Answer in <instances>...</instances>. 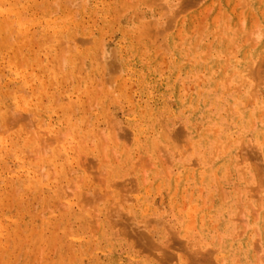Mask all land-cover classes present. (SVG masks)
<instances>
[{"label": "rangeland", "instance_id": "rangeland-1", "mask_svg": "<svg viewBox=\"0 0 264 264\" xmlns=\"http://www.w3.org/2000/svg\"><path fill=\"white\" fill-rule=\"evenodd\" d=\"M128 1L129 0H0V38H1L0 41L3 38L2 41L3 43L2 42L0 43V123L3 124L5 122L3 125H0V151H1L0 152V257H1L0 264H35V263L36 264H165V263L188 264L190 262H192V264H195L196 262L194 261H196V259L193 258L194 259L193 261L191 254L189 256L190 258L187 257L186 255L189 253L186 254L185 251L188 250L187 252L190 253L196 251L199 252L196 255L197 258L201 256L203 257L204 256L203 254H205L203 253V251L204 252H206L207 250L211 251L209 250L210 247L211 249L217 248V243H218V249L217 250L214 249L216 251L212 250L214 258L211 257V260L214 264L217 263L228 264L229 260L231 261V263L237 261V264H243V263L247 264L249 262H250L249 264H255L256 262L254 261L257 260L256 259L257 255H255L254 257L253 255L246 254L248 256V257L246 256V259L245 256H243L244 259L243 258L240 259L238 258L239 256L231 258V256L226 255L227 254V251L225 250L226 246L225 244L222 245V243L226 242V237H227L226 231H228L229 229L226 226L224 228V225L228 223L226 222L225 224L226 219L227 221L230 220L229 222H231L230 224H232V226L233 224L236 223L237 227L234 228L237 229L235 230L236 231L239 229L243 230L248 237H250L253 233L254 235L256 233L258 235L259 233V236H262L261 245L264 247V222H263L264 218H262V216H264V197H263L264 187H261L264 185L260 186L263 190L259 188L258 190H256L257 184H260L262 181H263L262 183L264 184V174H263L264 173V167H263L264 138H262L264 136V113H263L264 109L262 108V106L264 107V79H263L264 76L263 78L258 76L259 78H256V80H254L256 75L254 76V71H252V69L250 68L251 66H249V65L255 66L256 69L257 65H259L260 63L259 61H261L262 60L261 58H263L264 56L262 55V53L264 54V49H263L264 34H261V36L263 35V37H260L261 39H259V36L258 38L256 37L259 34H256V36H250L251 30H254L253 32L254 34L259 32L263 33L264 31V0H257V1H261V4L259 5L258 8L254 7L252 0H245V2L242 3L240 0H202V1L198 0L199 2H197L195 6L193 5L194 7L182 11L185 13H181V12L175 13L176 9L177 10L179 9L177 7L180 5L179 3L180 0L179 1L178 0H165V1L148 0V2L147 0L145 1L130 0L129 2ZM146 2L151 7V11L149 9L150 7L146 4ZM65 3L68 5H66ZM70 3L72 5H70ZM162 3L163 6H165L164 8L162 7ZM245 3L247 5L242 7V5ZM173 4L175 6L177 5V7H175ZM128 5H130V8ZM43 8H45V10ZM139 10L142 11L141 17H139L140 16V14L138 13ZM174 13L176 14V16ZM177 13L179 14L177 15ZM160 14L163 17H161ZM171 14L176 18V19L174 18L176 22L175 23L176 26L174 27L170 26V28H167L164 32L157 33L153 35V37L151 38L141 37L139 35V32L137 33L138 30L136 31V27H141L142 23L146 22L147 20L149 21L151 19L150 23L156 22L155 25H158L157 23L159 22V25H161L162 22L164 23L166 20H168L169 16L173 17ZM117 15L118 17L116 18ZM135 15L140 19L137 18ZM201 15L204 16L203 19ZM154 17L155 19H153ZM142 18H144V20ZM227 25L229 26L227 27ZM234 25L237 26H235L234 28L233 27ZM242 26H243L242 28L243 30L241 29ZM236 28L238 29L236 30ZM246 31L250 32L248 36L246 34ZM235 32L238 33L240 32V33L237 34ZM170 34H173L174 38H176L175 41L177 42L178 45L175 44V46L177 47L179 46V48L175 47V49L177 48L176 50L171 49L172 52L169 50L172 47L171 43L169 45ZM249 36L251 37V39H253L252 37H254V39L253 40L248 39ZM10 37L11 39H9ZM199 37L200 40L198 39ZM78 38L81 39L79 40ZM257 39L259 40L258 42L255 43ZM158 40L159 42H157ZM162 40L163 42L161 43ZM249 40L250 42L253 41L254 43L253 42L250 43ZM194 43L195 45H197L198 43L197 45L198 47L194 46ZM233 43L234 45H232L231 47L230 44ZM143 44L145 45V48L141 46ZM146 44H149L150 47L148 45L147 47ZM200 47L201 49L202 48L203 49L201 50ZM247 47H249L250 50ZM206 48H208L209 50H207ZM261 48L263 50H261ZM148 49L151 55L147 54ZM162 49L164 51V55ZM165 49H167V51ZM134 50L137 52V54H135L136 52L134 53ZM155 50L158 51L156 52ZM206 50L208 51V53L209 51L210 53L212 51V53L211 54L207 53L208 55H204L203 52ZM257 50H260L259 51L260 55H257L258 53ZM113 52H115L116 55ZM196 52L197 53L200 52L201 54L199 53L197 55ZM253 52L254 54H256V56L259 57H255V59L251 58V54H253ZM63 53H66V55H64ZM170 53L171 55L173 54L174 56L173 55L171 56ZM202 53L204 57L202 56ZM177 54L180 55V57L183 59V62L186 63L181 64L179 62V64H177V60H176ZM194 54H196V56ZM219 54H221V57L219 56ZM247 54H249L250 57ZM110 55H112V57ZM211 55L212 58L217 57L216 59L218 65H216L217 67L215 66L216 71L213 70L215 74L213 71H211L213 72L211 74L204 67V64L209 63V61L212 59ZM229 55L231 56L229 57ZM114 56L115 58H113ZM198 56L199 57L202 56L205 59H207V57L210 56L211 59L208 57V59L204 61L203 58L200 59L198 58ZM226 56L227 59L228 58L230 59L227 60ZM94 57L96 58V60ZM219 57L221 58V60ZM235 57L236 59L238 58L239 62L237 60L236 61L234 60ZM241 57L244 58L247 57V58L244 59ZM120 58L121 60H119ZM248 58L249 60H247ZM225 59L227 60V62H229L228 64L230 65L228 66L225 65V72L224 71L222 72L221 69L223 68L224 62H226ZM70 60L73 62V64L71 63ZM101 60L104 63V67ZM169 60L172 62L173 61L176 62L172 63ZM219 60L220 61L224 60V62L222 63ZM113 61L114 62L118 61V62L117 64H115L113 63ZM168 63L170 64L171 67L169 66ZM171 64L173 65L175 64L174 68L177 64L176 66L177 69L176 68L174 69L173 65ZM246 64L248 66H246ZM219 65L221 66L220 68L218 67ZM82 66L85 67L84 68L85 72L83 69H82L83 71L80 69V67L83 68ZM185 67L188 68L192 67V68L187 69ZM195 67L197 68L195 69ZM215 67L213 69H215ZM242 68L244 70L243 71L244 74L242 71L239 70ZM233 69L234 71L239 70L238 72L240 73L237 72L235 73L234 71H233L234 73H232L231 70ZM113 70L115 71V73ZM228 72L231 74V77L229 76L227 77ZM251 72L253 74V77L251 75ZM246 73H247L246 75L247 79L249 78L251 79H249V82H246L247 84H245V82L243 84L242 81L241 87H239L241 80L239 79L238 75L240 74V76L242 75L244 76ZM208 74L209 75L211 74L212 83H214L213 86L214 88L217 89L216 92L221 95L220 89L221 91H223V94L221 95L222 97H220L223 100V103L231 102L230 104L225 103L226 106L228 107L225 110H230V107L228 105H232L233 103L232 100L235 103L233 104L234 107L238 104L236 106L237 111H239V109L240 111L242 110V112H240L241 114H239L240 116L237 115L239 112L236 114L233 113L236 107L232 111L231 110L226 111L228 113L227 117L232 114L233 117L232 115L230 117L233 120L236 119L237 123L242 124V125L240 124V126L237 123H236L237 125L235 124L233 125L235 129H232L230 135L232 138L234 137V139H230L231 138L230 135L228 137L223 138L222 132H218L215 130L214 132L212 131L213 133L210 132L209 131L211 130L210 128L215 129L214 127L215 125L211 124V122H208L210 121V117H208L207 115H205L202 120L207 121L208 124L207 127L209 125L211 126L213 125L212 127L211 126L208 127L209 129L208 132H206L205 129L207 128L206 125H204L206 124L205 121L203 124V127L205 128L202 127L204 131L202 130V128H200V126L197 125L198 118H195L194 116H197L200 112L203 114V111L206 109L205 107L208 108L209 106L211 110L208 111V113L209 112L211 113L208 115H212V113L214 114L216 112L214 105L210 102L207 96H204V87H205V82L207 81L206 78L208 77ZM216 75H220V77L219 76L216 77ZM237 76L240 82L235 80ZM214 77L215 79H213ZM218 77L220 80L218 79ZM69 78L71 79V82ZM111 79L112 82H110ZM217 79L219 80V82L217 81ZM225 79H227V83L229 82L231 84L227 85V83H225ZM260 80L262 81L263 85L261 84ZM101 81L103 82L106 81V82L103 83L102 85ZM252 82L257 87L254 86L255 88L251 90L253 86ZM162 84H167V85L164 88ZM232 85L234 86L238 85V88L236 89L237 86L234 87ZM105 86L110 90H107ZM88 88H90V90ZM234 88L238 92L234 91L235 90ZM96 89L97 90L100 89V90L97 91ZM26 91L29 93V94L27 93L28 95L25 93ZM94 92L96 93V95ZM235 92H237L236 95ZM7 93L12 95L15 94L16 96L14 97L15 100H13L12 96L8 95ZM247 95L253 96L254 98L252 99V97L249 96L247 97ZM17 96H21V98L18 97L20 100L27 99L26 100L27 105L24 106L23 108L22 105L17 106L14 103V101H20L17 98ZM25 96H27V98ZM89 97L92 100L91 101L92 104H90L91 102ZM113 97L116 98L113 99ZM229 98L232 100H230ZM242 98L243 99L251 98L253 100V103L254 101L257 103L253 104L252 102H250L251 99L250 100L247 99L248 102L250 103L246 104L245 102L247 100L245 99L246 101L244 100L245 102L242 101L240 104L239 102L243 100ZM259 99L261 100V102ZM115 100L120 103H116ZM194 100L197 102L196 105L198 104L197 109L201 110V111L197 110L198 113L197 112L195 113V111L191 110L190 107L192 105L196 108V105H194L195 104ZM207 103L210 105H208ZM71 104H73V106ZM242 104L244 105L246 104L247 106L245 105L243 107ZM251 104H253L254 106L253 105L251 106ZM258 106L261 107L262 110ZM145 108L146 109L149 108L150 110H152L151 113H154L155 115L154 125L151 126V128H148L150 133L148 132V134L145 135V133L143 132L139 137L140 138L139 141L133 142L132 138L130 137L131 134L129 135L128 133H126L128 132L129 129L127 119L131 118L132 116L138 120H141L140 121L141 125H143V128L145 129L146 126L148 127V125L143 124V123H147L148 120L147 119L144 120L142 118V115H144ZM209 108L207 110H209ZM248 110L251 111L248 112ZM15 114L16 116L17 115L18 116L15 117ZM247 114L248 115L250 114L249 115L250 117ZM182 116H184L185 118L188 117L187 118L188 122L189 120L190 122L192 121L194 122L193 118H195V122L191 123V125L193 126H190L194 133L193 136L188 137V134L186 135L188 137L187 139L190 138L189 140H191L190 142H192L194 135L197 136L198 133V137L195 138L201 139V141L198 140L200 144L194 138L193 141H197L198 143L193 142L192 144L189 142L191 145L188 144V146L186 147L187 144H185V141H187L186 143H188L189 140L185 139L186 135L184 136V134H182L183 136H181L180 138L179 137L177 138L176 135L175 138H172L174 136L171 133L172 132L174 133V131L178 130L180 127L181 128L179 129L178 132L180 131H182V133L185 132L184 121H183L184 117ZM234 116L237 118H235ZM8 119H10L9 120L10 122L8 121ZM109 122H111L113 127L111 126V124H109ZM120 123L122 128L120 127ZM180 123L181 125H183V129L182 126H180ZM195 124L196 127L198 126L197 127L198 129H195L196 128L194 127ZM249 125L250 127L253 126L254 128L250 129ZM216 127L219 128V126ZM170 128L172 129V131H170L171 130ZM217 128L216 130H218ZM2 129L3 130L7 129V130L2 131ZM47 129L50 130L48 131ZM198 130L200 133L196 132ZM252 130L256 132L254 131L252 132ZM201 132L203 134H201ZM102 134L104 136L103 138H102ZM262 134L263 136L261 137ZM201 135H203V137ZM7 137L9 138V140H7L8 139ZM82 137H83V141H82ZM164 137L165 139H163ZM169 137L174 139V141H176L177 144L174 143V141H172L171 139H168ZM40 138H42L43 140ZM222 138L223 141L220 144ZM228 138H229V142H228ZM252 138H254L255 140L257 139L259 144L257 143L256 144L258 145V147L254 146L256 144H255V140ZM102 139H104V141ZM122 139L126 141H123ZM40 140H42L43 143ZM115 140L117 141V143ZM232 140H234L235 143H233ZM1 142L4 143V146L2 145ZM82 142H84V144ZM180 142L182 143L180 144ZM223 142L225 143L224 145L226 144L229 145L227 151H226V147L222 144ZM154 143L156 144V146ZM207 143L208 144L210 143L208 147H207ZM247 143H249V145ZM43 145L45 147L42 148ZM158 145L162 147H158ZM192 145H195L196 148L195 146ZM219 145L220 148L221 146L225 147L224 152L226 151L225 153L227 155L225 153H224L225 155H223L222 154L223 150L220 151V149H219L220 153L217 152L218 148L216 147H219ZM191 147H193V149L195 150L190 149ZM240 147L241 149H239ZM248 147L254 150L253 151H251L250 149L245 150L248 149ZM74 148L77 149V151ZM157 148L159 150H157ZM187 148H189V150L191 151L187 150ZM256 148L257 150H255ZM258 148L260 149L261 153L258 151L259 150ZM104 149L105 151H103ZM242 149L245 154H243ZM22 150L24 151V153ZM176 150L177 153L180 152L178 150L186 151L185 154L187 155L189 153L188 155L190 156V159H192L191 157H193V160H195V161L192 160L191 162V160L189 159V161L187 162V166H185L186 169H184L185 167L183 166V169L186 172L190 173L193 170L190 176H188L189 174L188 173L186 174L185 172V175L188 176L186 180H184L185 175L182 176L181 174H179L182 173L181 172L182 168H180L179 166L177 167L178 165L177 162L179 161V159L177 161L178 157L174 155V153L172 154V151L175 152ZM247 151H249V153ZM109 152H113L116 154L113 155V153L110 154ZM31 153L32 155L30 156ZM169 154L172 155L170 156ZM201 155L204 156L203 157L204 160L202 159ZM253 155L256 156V158L257 156L260 157L262 156L261 161L260 158L256 159ZM173 156L176 157L173 158ZM171 157L174 159V160L172 159L173 161L170 159ZM211 157L212 158L215 157V158L212 159ZM205 158L207 159V162ZM197 159L198 161L199 160L205 161L206 164L205 162L200 161L199 163L203 162V164H205V165L201 164L202 165L201 166L200 164L197 163ZM237 159L241 161V163H238L239 165L237 164L235 165V161H237ZM208 160L210 162H208ZM151 161H153V163ZM96 162L97 164L95 166ZM132 163L138 166L136 167L134 164L132 165ZM174 163L176 165H174ZM192 163L194 166L195 165L196 166L193 167ZM40 164H42L41 166L43 167H41ZM142 164H143V168L141 169ZM189 165L191 167L190 171H189L190 168ZM166 166H168V169L170 171L168 169H165ZM88 167L89 169H91V167L93 168L92 170L89 169L86 170ZM94 167L96 170L94 169ZM132 168L133 170H131ZM209 168L210 170H212L210 173L207 172L209 171ZM67 170L69 171L71 170L70 171L71 173H69V171ZM93 170L97 172L94 173ZM200 170L202 171L200 172ZM37 171H39L41 175L43 174V176H38ZM91 171L93 172V174H97V175L96 176L93 175ZM87 172L88 173L91 172V173L88 174ZM101 173L103 176L101 175ZM167 173L168 176L165 175ZM205 173L208 174L209 176L208 179H205L207 178ZM248 173H250L251 176ZM67 174H69L70 176H68ZM176 174L177 175L179 174L182 177V180L179 177V175L177 176ZM261 174L262 176H260ZM128 175L130 178L128 177ZM228 175L230 181H235V183L237 182L239 184L237 186L241 185L239 187V189L241 190L237 189L238 188L237 186L236 187L232 186L235 185L234 182L229 183L230 181H228L229 180ZM226 176L227 179H224L226 178ZM247 176H250L251 179ZM34 177L36 179L38 177L39 178L42 177L40 181L38 180L40 184H37L38 181H35ZM177 177L180 180L177 181ZM236 177L239 178V180H241L242 177V180L244 181H248L249 178L250 180L248 182H245L246 184H244L247 187L245 188L244 185L242 186L244 181L239 182ZM78 179L81 180V182ZM199 179L201 180V182H199L200 181ZM142 181L145 183H142ZM115 182L117 184L114 185L113 183ZM122 182L124 184H122ZM110 183H112L113 186ZM100 184H103V186ZM68 185L70 186L68 187ZM120 185H122V187L123 186L126 187L122 188L120 187ZM231 186L232 188L234 187L237 189L234 190L236 193L232 191L233 189L231 188ZM62 187L64 188L62 189ZM249 187L252 189L249 190ZM219 188H222V190L220 191ZM110 189L111 191H109ZM127 190L129 191L128 193L124 192ZM225 190H226L225 195H221L222 193H224ZM107 191L112 194L108 193ZM70 192H72L71 195ZM103 192H106V194H104ZM65 193L67 195H65ZM84 193L85 195L83 196ZM119 193L122 195H120ZM226 194L228 195L229 199ZM258 194L260 195V197ZM123 195L124 197H122ZM238 195L240 197H238ZM81 196L83 199L81 198ZM95 196L96 198H98L99 201L97 199L96 200L94 199ZM142 197L145 200L147 199L146 201H149L147 203L150 205L149 206L147 205L148 207L146 206L147 209L149 208L148 210L146 209L142 210V208L144 207V204L140 201V198L142 199ZM111 198H113L112 201L114 200L113 201L114 203L111 201ZM125 198H128V200H126ZM122 199H124V201L121 203L120 200L122 201ZM116 201L120 203H117ZM239 201L242 203H240ZM243 202L246 203L248 202L249 203L248 205L250 206L251 204L253 206V209L255 208L256 210L258 206L260 205L261 206L258 208L259 211L258 210L254 211L253 209H251L252 207L249 209L248 205ZM141 203H142L141 206L138 205ZM254 203L255 206L253 205ZM83 205L85 206V208ZM240 205L241 207H239ZM115 206L116 208H118V210L115 208ZM107 207L109 209L112 208L111 209L112 211L109 210ZM47 208L50 209V211ZM232 208H234V211ZM197 209L203 211L202 214L199 213L200 211L197 212ZM93 210L94 212H92ZM240 210H242L241 213ZM243 210L246 211L248 210V212L250 213L252 210V212H256L257 214L258 212L259 213L262 212L263 215L258 214L260 215V219L257 214L255 217L254 215L255 213H252L253 214L252 215L247 212L244 213V215H242L244 212ZM110 211L111 213L117 212V213H112L113 215L115 214V216L116 215L117 216L112 217V214L109 213ZM120 211H122L123 214ZM118 213H120L119 215L121 216V218L118 215ZM191 213L192 214L195 213L194 216L196 215V217H198V218L195 217L197 220L193 218L194 216ZM234 213L237 214L235 219H234L235 215H233ZM127 214L130 215L126 216ZM228 214L230 216L233 215V218H230ZM240 214H241L240 216L241 218H245L246 221L243 219L245 222L248 223V220L252 219L251 220L252 225L253 223L256 222L257 225L254 224L256 226L251 228L247 225V223L246 224L244 223L248 227L245 225L243 227V221L241 222L240 221L241 218L239 217ZM172 215L174 217H172ZM124 216L127 219L128 217L131 216L128 221L130 222L132 221V222L130 223L126 221L127 220L126 218L123 220L122 218H124ZM105 217L108 218L106 219ZM109 217L110 218L112 217V219H114L112 220L114 221V223H110L111 219H109ZM237 217H239L240 219L238 220ZM134 218L136 219L135 222H134ZM149 218L151 221H149ZM118 219L123 220L124 222L125 221L128 222L130 224L128 225L131 227V229L128 225L127 226L123 225L122 221L119 222ZM192 219L196 221L193 220L194 222L192 223V225H190L189 221H192ZM231 219L232 220L234 219L236 222L232 221ZM159 220H161V222L163 223L165 221L168 223L166 224L165 222L164 225L162 223V225L159 226L160 224ZM237 220L240 222H237ZM260 220H262V222H260ZM258 221L262 225L258 223ZM115 222H117L116 224L118 225H115ZM136 223L137 224L139 223L138 224L139 226H137ZM240 223L242 224V226L240 225ZM188 224L190 225V227ZM238 224L240 225L239 229H238ZM186 225L188 226L186 227ZM195 225L196 227L194 228ZM141 226H143L144 228ZM164 226L165 228L168 227L170 229V232L171 230L173 232L176 231V234L172 232L173 235H176L175 238L176 237L178 239L180 238L181 241L183 238V244L184 242L185 244L188 243V245H182V246H188L186 247L187 250L182 247L183 251H180V248L178 251H175L176 253L179 252L178 253L179 257L177 259L173 258L175 256L171 257L172 259H174L172 261H170L171 258L169 260L165 258L167 254V252H165L167 250L165 247H168L166 245L168 244V242H169L168 245H170V243L173 242L172 245L174 244L173 246H176L174 243L175 240L174 238H172L173 235L171 233L170 234L172 236L169 235L168 228L165 229ZM94 227H96L97 229ZM184 227L186 228L189 227L190 230L191 228L193 230L191 231L189 229L185 230ZM177 228H179V230ZM204 228H206L205 229L207 231L206 233ZM143 229L144 231L146 230L145 232H149V233L152 232L151 233L152 236L151 235L150 236L152 237L151 239L152 240L154 239V242L157 243L155 244L156 245L155 247L158 246L157 249L155 248V250L153 249L147 250V248H145V246L135 238L136 231ZM254 229L256 232L254 231ZM122 230L123 233L126 232L125 235L122 234L123 236L121 235ZM230 230H232V228ZM103 233L104 236H106L105 239L103 237L100 238V235L102 234L101 236H103ZM187 233L188 235L191 234L190 238L188 237V235L187 237L186 235H183L184 237L180 235ZM201 233L202 235L204 233V236H202ZM203 237H205V239ZM254 237H256V235ZM218 238H220V240ZM115 240L116 242L113 243L112 241ZM194 241L196 242L195 244ZM164 242L167 243L165 244ZM204 242L206 245L204 244ZM159 247L162 248V250ZM172 247H169L170 248L169 250L173 248L174 250L177 249L175 247L173 248ZM201 247L203 249H200ZM206 247H209V249ZM220 247H224L223 250ZM79 248L82 251H79L80 250ZM174 250H172L173 255H174ZM63 252H65L66 254L63 255L62 254ZM76 252L77 253L81 252V253H78L77 255ZM212 252H209L210 255H212L211 254ZM214 253L215 254L217 253L218 255L217 254L215 255ZM219 255L220 257L222 256L223 258L220 259ZM252 257H254L253 259L256 260H252ZM215 258L218 259L216 260ZM189 259L192 260L190 261ZM199 259L200 258L197 259V262L201 260ZM213 260H216L218 262L216 263ZM219 260L220 261L222 260V262H220ZM246 260L247 262L245 263ZM231 263L229 262V264ZM233 264H235V262ZM257 264H260V261Z\"/></svg>", "mask_w": 264, "mask_h": 264}, {"label": "bare ground", "instance_id": "bare-ground-1", "mask_svg": "<svg viewBox=\"0 0 264 264\" xmlns=\"http://www.w3.org/2000/svg\"><path fill=\"white\" fill-rule=\"evenodd\" d=\"M129 1H130V0H129ZM129 1H128V2H129ZM139 1H140V0H139ZM143 1H145V0H143ZM151 1H152V0H151ZM159 1H160V0H159ZM164 1H165V0H164ZM178 1H179V0H178ZM200 1H202V0H200ZM240 1H241V3H242V2H245V0H240ZM49 2H50V1H49ZM134 2H135V1H134ZM147 2H148V0H147ZM147 2H146V4H147ZM157 2H158V1H157ZM157 2H156V3H157ZM197 2H199V1H198V0H180V2H179L180 5H179L178 7H177V5L175 6V5L173 4L175 7L179 8V9H178L179 11L176 9L175 13H176V12H179V13H180V12H181V13H185V12H182V11H185V10H188V8L194 7L195 4H196ZM250 2H251V1H250ZM252 2H253V5H254L255 8H258L259 5L261 4V1H257V0H252ZM63 3H64V1H63ZM74 3H75V2H74ZM77 3H78V2H77ZM130 3H131V2H130ZM172 3H173V2H172ZM179 3H177V4H179ZM229 3H230V2H229ZM65 4H66V3H65ZM78 4H79V3H78ZM134 4H135V3H134ZM146 4H145V5H146ZM149 4H150V3H149ZM152 4H153V3H152ZM236 4H237V2H236ZM34 5H35V4H34ZM37 5H38V4H37ZM49 5H50V4H49ZM53 5H54V4H53ZM66 5H68V4H66ZM70 5H72V4L70 3ZM75 5H76V4H75ZM121 5H122V4H121ZM143 5H144V3H143ZM147 5H148V4H147ZM150 5H151V4H150ZM155 5H156V4H155ZM169 5H170V4H169ZM193 5H194V6H193ZM245 5H247V4H246V3L243 4L242 7L245 6ZM251 5H252V4H251ZM51 6H52V5H51ZM64 6H65V5H64ZM128 6H129V8H130V5H128ZM148 6H149V5H148ZM158 6H159V5H158ZM68 7H70V6H68ZM78 7H79V5H78ZM135 7H137V6H135ZM149 7H150V6H149ZM162 7H163V8L165 7V6H163V3H162ZM167 7H168V6H167ZM106 8H107V7H106ZM133 8H134V7H133ZM147 8H148V7H147ZM171 8H172V7H171ZM261 8H263V7H261ZM43 9L45 10V8H43ZM56 9H57V8H56ZM68 9H69V8H68ZM120 9H121V8H120ZM149 9H150V11H151V7H150ZM169 9H170V8H169ZM169 9H168V10H169ZM173 9H174V8H173ZM38 10H39V9H38ZM66 10H67V9H66ZM121 10H122V9H121ZM125 10H126V9H125ZM125 10H123V11H125ZM141 10H142V9H141ZM161 10H162V9H161ZM166 10H167V9H166ZM249 10H250V7H249ZM261 10H262V9H261ZM139 11H140V10H139ZM139 11H138V13L140 14L139 17H141V16H142V13H141V12H142L143 10L140 11V12H139ZM203 11H204V10H203ZM208 11H209V10H208ZM241 11H242V10H241ZM56 12H57V11H56ZM116 12H117V11H116ZM173 12H174V11H173ZM252 12H253V11H252ZM261 12H262V11H261ZM52 13H53V12H52ZM175 13H174V14H175ZM179 13H177V15H178ZM67 14H68V13H67ZM118 14H119V12H118ZM121 14H122V13H121ZM151 14H152V13H151ZM169 14H170V13H169ZM241 14H242V13H241ZM164 15H165V14H164ZM171 15H172V14H171ZM21 16H22V15H21ZM110 16H111V15H110ZM121 16H122V15H121ZM135 16H136V15H135ZM160 16L163 17L161 14H160ZM172 16H173V15H172ZM175 16H176V14H175ZM201 16H202V15H201ZM117 17H118V15L116 16V18H117ZM136 17H137V16H136ZM139 17H137V18H139ZM194 17H195V16H194ZM203 17H204V16H202V19H203ZM112 18H113V17H112ZM150 18H151V17H150ZM157 18H158V17H157ZM165 18H166V17H165ZM174 18H175L174 16H173V17H170V16H169L168 20H166V19H167V18H166V19H165L166 21H165L164 23L162 22L163 24L161 23V25H159V22L157 21V22H158L157 24H158L159 26H158V25H155L156 22H154V23H150V22H151V21H150L151 19H150L149 21L146 19L147 21L144 22V23H142L141 21L144 20V18H142L143 20L140 21V22L142 23V25L139 24V25H141V27H136V31L138 30L137 33L139 32V35H140L141 37H145V38H149V37H150V38H151V37H153V35H155V34H157V33L164 32L167 28H170V26H172V27L176 26V25H175L176 22H175ZM139 19H140V18H139ZM139 19H138V20H139ZM153 19H155V17H154ZM175 19H176V18H175ZM242 19H243V17H242ZM111 20H113V19H111ZM115 21H116V20H115ZM140 22H139V23H140ZM25 23H26V22H25ZM201 24H202V23H201ZM197 25H198V24H197ZM137 26H138V25H137ZM222 26H223V25H222ZM228 26H229V25H227V27H228ZM235 26H237V25H234L233 27L235 28ZM10 27H11V26H10ZM131 27H132V26H131ZM131 27H130V28H131ZM134 27H135V26H134ZM172 27H171V28H172ZM197 27H198V26H197ZM258 27H259V26H258ZM202 28H203V27H202ZM234 28H233V29H234ZM242 28H243V26L241 27V29H242ZM256 28H257V27H256ZM256 28H255V29H256ZM259 28H260V27H259ZM68 29H69V28H68ZM181 29H182V28H181ZM221 29H222V28H221ZM237 29H238V28H236V30H237ZM133 30H134V29H133ZM168 30H169V29H168ZM177 30H179V29H177ZM177 30H176V31H177ZM201 30H202V29H201ZM242 30H243V29H242ZM256 30H257V29H256ZM12 31H13V30H12ZM12 31H11V32H12ZM192 31H193V30H192ZM259 31H261V30H259ZM167 32H168V31H167ZM250 32H251V34H252V35L250 34V36H256V34H259V35L256 36L257 38H258V36H259V39H261L260 37H263V35L261 36V34H264V31H263V33H262V32H261V33L259 32V33H255V34L253 33L254 30H251ZM250 32H249V31H248V32L246 31L247 36L249 35ZM255 32H256V31H255ZM178 33H180V32H178ZM235 33L239 34L240 32H239V33H238V32H235ZM176 34H177V33H176ZM184 34H185V33H184ZM221 34H222V33H221ZM10 35H11V33H10ZM165 35H166V34H165ZM243 35H244V34H243ZM156 36H157V35H156ZM158 36H160V35H158ZM169 36H170V37H169V40H170L169 45H170V43H171V46H172V47H171L170 49H169V48H168V49L171 51V49H175V47H177V46H175V44H176V45H178V44H177V42L175 41L176 38H174V35H173V34H170ZM199 36H200V35H199ZM250 36H249L248 39L253 40L254 37H252L253 39H251ZM3 37H4V36H3ZM49 37H50V36H49ZM72 37H73V36H72ZM200 37H201V36H200ZM200 37L198 38L199 40H200ZM256 37H255V40H256ZM161 38H162V37H161ZM161 38H160V39H161ZM245 38H247V37H245ZM0 39H1V38H0ZM7 39H8V38H7ZM9 39H11V37H10ZM74 39H75V37H74ZM74 39H72V40H74ZM78 39H79V38H78ZM80 39H81V38H80ZM80 39H79V40H80ZM141 39H142V38H141ZM154 39H156V38H154ZM259 39H257V41H255V43L258 42ZM51 40H52V39H51ZM67 40H68V39H67ZM69 40H70V39H69ZM142 40H143V39H142ZM199 40H198V41H199ZM244 40H245V39H244ZM250 40H249V42H250ZM2 41H3V38H2V40L0 41V43H1ZM7 41H8V40H7ZM7 41H5V42H7ZM26 41H27V40H26ZM81 41H82V40H81ZM151 41H152V40H151ZM165 41H166V39H165ZM174 41H175V42H174ZM246 41H247V39H246ZM8 42H9V41H8ZM34 42H35V40H34ZM61 42H62V40H61ZM66 42H67V41H66ZM75 42H76V41H75ZM77 42H78V41H77ZM82 42H83V41H82ZM99 42H100V41H99ZM102 42H103V41H102ZM135 42H136V41H135ZM157 42H159V40H158ZM157 42H156V43H157ZM162 42H163V40L161 41V43H162ZM196 42H197V41H196ZM251 42H253V41H251ZM251 42H250V43H251ZM2 43H3V42H2ZM13 43H14V42H13ZM59 43H60V42H59ZM69 43H70V42H69ZM92 43H93V42H92ZM139 43H140V42H139ZM179 43H180V42H179ZM236 43H237V42H236ZM253 43H254V42H253ZM262 43H263V42H262ZM9 44H10V43H9ZM82 44H83V43H82ZM140 44H141V43H140ZM163 44H164V43H163ZM203 44H204V42H203ZM203 44H202V45H203ZM228 44H229V43H228ZM238 44H239V43H238ZM91 45H92V44H91ZM147 45L149 46V44H146V46H147ZM157 45H159V44H157ZM179 45H180V44H179ZM197 45H198V43H197ZM197 45H195V43H194V46H197ZM207 45H208V44H207ZM232 45H234V43H233V44H230L231 47H232ZM236 45H237V44H236ZM236 45H235V46H236ZM253 45H254V44H253ZM21 46H22V45H21ZM74 46H75V45H74ZM141 46H143V48H145V45H144V44L141 45ZM148 46H147V47H148ZM194 46H192V47H194ZM235 46H234V47H235ZM65 47H66V46H65ZM147 47H146V49H147ZM149 47H150V46H149ZM162 47H164V46H162ZM162 47H161V48H162ZM165 47H166V46H165ZM197 47H198V46H197ZM197 47H196V48H197ZM208 47H209V46H208ZM35 48H36V47H35ZM56 48H57V47H56ZM69 48H70V47H69ZM71 48H72V47H71ZM132 48H133V47H132ZM166 48H167V47H166ZM177 48H179V46H178ZM177 48H176V49H177ZM216 48H217V47H216ZM216 48H215V49H216ZM247 48L250 50L249 47H247ZM262 48H263V46H262ZM262 48H261V50L264 49V48H263V49H262ZM135 49H137V48H135ZM138 49H139V48H138ZM157 49H158V48H157ZM163 49H164V48H163ZM163 49H162V52H163V55H164V51H163ZM176 49H175V50H176ZM197 49H198V48H197ZM200 49H201V47H200ZM202 49H203V48H202ZM202 49H201V50H202ZM206 49L209 50L208 48H206ZM229 49H230V48H229ZM61 50H62V48H61ZM65 50H66V49H65ZM69 50H70V49H69ZM111 50H112V49H111ZM131 50H132V49H131ZM159 50H160V48H159ZM165 50L167 51V49H165ZM207 50L203 52L204 55H208V54L210 53V51H209V53H208ZM218 50H221V49H218ZM235 50H236V49H235ZM147 51L149 52V49H148ZM155 51H156V50H155ZM157 51H158V50H157ZM157 51H156V52H157ZM228 51H229V50H228ZM246 51H248V50H246ZM257 51H258L257 55H260V54H259V51H260V50H257ZM57 52H58V51H57ZM135 52H136V51L134 50V53H135ZM148 52H147V54L151 55L150 52H149V53H148ZM168 52H169V51H168ZM171 52H172V51H171ZM177 52H178V51H177ZM205 52H206V53H205ZM248 52H250V51H248ZM248 52H246V53H248ZM113 53L115 54V52H113ZM186 53H187V52H186ZM186 53H185V54H186ZM199 53H200V52H198V53L196 52L197 55H198ZM203 53H202V56H203ZM207 53H208V54H207ZM211 53H212V51H211ZM211 53H210V54H211ZM19 54H20V53H19ZM58 54H59V53H58ZM60 54H61V53H60ZM63 54L66 55V53H63ZM63 54H62V55H63ZM119 54H120V53H119ZM135 54H137V52H136ZM138 54H139V53H138ZM153 54H154V53H153ZM183 54H184V53H183ZM183 54H182V55H183ZM196 54H194V55L196 56ZM200 54H201V53H200ZM214 54H215V53H214ZM225 54H226V53H225ZM227 54H228V53H227ZM62 55H61V56H62ZM106 55H107V53H106ZM115 55H116V54H115ZM170 55H171V53H170ZM172 55H173V54H172ZM172 55H171V56H172ZM212 55H213V54H212ZM212 55H211V58H212ZM217 55H218V54H217ZM217 55H216V56H217ZM234 55H235V54H234ZM247 55H249V54H247ZM262 55H264V54L262 53ZM262 55H261V56H262ZM110 56L112 57V55H110ZM128 56H129V55H128ZM171 56H170V57H171ZM173 56H174V55H173ZM202 56H200V57L198 56V58L202 59V58L204 57V56H203V57H202ZM213 56H214V55H213ZM219 56L221 57V54H219ZM227 56H228V55H227ZM227 56H226V59H227ZM230 56H231V55H229V57H230ZM235 56H236V55H235ZM261 56H260V57H261ZM95 57H97V56H95ZM95 57H94V58H95ZM118 57H119V56H118ZM121 57H122V55H121ZM161 57H162V56H161ZM165 57H166V56H165ZM206 57H207V56H206ZM208 57L210 58V56H208ZM208 57H207V59H208ZM220 57H219V58H220ZM232 57H233V55H232ZM232 57H231V58H232ZM249 57H250V55H249ZM255 57H259V56H256V54H254V52H253V54H251V58L255 59ZM60 58H61V57H60ZM101 58H102V57H101ZM113 58H115V56H114ZM116 58H117V57H116ZM158 58H159V57H158ZM211 58H210V59H211ZM216 58H217V57H216ZM216 58L214 57V58H212V59L209 61V63L204 64V67H205V68H206L211 74H212L214 71H216V67H217L216 65H218V63H217V59H216ZM241 58H244V57H241ZM246 58H247V57H246ZM246 58H244V59H246ZM19 59H20V58H19ZM98 59H100V58H98ZM159 59H160V58H159ZM169 59H170V58H169ZM173 59H174V58H173ZM207 59L203 58L204 61L207 60ZM226 59H225V61L227 62V60H229L230 58H228L227 60H226ZM259 59H260V58H259ZM261 59H262V60L259 61L260 63H259V65H257L256 69H255V66L249 65V66H251L250 68L252 69V71H254V76L256 75L255 78H254V80H256V78H259V77H262V78H263V76H264V56H263V58H261ZM60 60H61V59H60ZM64 60H65V59H64ZM71 60H72V59H71ZM71 60H70V61H71ZM95 60H96V58H95ZM105 60H106V59H105ZM115 60H116V59H115ZM119 60H121V58H120ZM161 60H162V58H161ZM176 60H177V64H179V62H180L181 64L186 63V62H183V59H182V58L180 57V55H178V54H177V58H176ZM220 60H221V58H220ZM220 60H219V61H220ZM234 60H235V61H236V60L238 61V58L236 59V57H235ZM234 60H233V61H234ZM242 60H243V59H242ZM242 60H241V61H242ZM247 60H249V58H248ZM250 60H252V59H250ZM257 60H258V58H257ZM49 61H50V60H49ZM122 61H123V60H122ZM169 61H170V60H169ZM201 61H202V60H201ZM20 62H21V61H20ZM101 62H102V60H101ZM104 62H105V61H104ZM117 62H118V61H117ZM117 62H114V61H113V63H115V64H117ZM160 62H162V61H160ZM170 62H172V61H170ZM173 62L175 63L176 61H173ZM173 62H172V63H173ZM202 62H203V61H202ZM207 62H208V61H207ZM220 62L223 63L224 60H223V61H220ZM226 62H224V65H223L224 70H223V68L221 69L222 72H223V71L225 72V65H226V66L230 65V64H228L229 62H227V64H226ZM238 62H239V61H238ZM3 63H4V62H3ZM62 63H64V62H62ZM71 63L73 64L72 61H71ZM71 63H70V65H71ZM78 63H79V61H78ZM82 63H83V61H82ZM82 63H81V65H82ZM102 63H103V62H102ZM203 63H204V62H203ZM232 63H233V62H232ZM115 64H114V65H115ZM160 64H162V63H160ZM164 64H165V63H164ZM168 64H169V63H168ZM177 64H176V66H177ZM181 64H180V66H181ZM220 64H221V63H220ZM235 64H236V63H235ZM235 64H234V66H235ZM238 64H239V63H238ZM118 65H119V64H118ZM118 65H116V66H118ZM165 65H166V64H165ZM171 65H173V64H171ZM174 65H175V64H174ZM174 65H173V68H174ZM188 65H189V64H188ZM254 65H255V64H254ZM41 66H42V65H41ZM59 66H60V65H59ZM65 66H66V65H65ZM83 66H84V65H83ZM83 66H82V67H83ZM169 66H170V64H169ZM176 66H175V68H176ZM178 66H179V65H178ZM190 66H191V65H190ZM215 66H216V67H215ZM246 66H248V65L246 64ZM63 67H64V66H63ZM77 67H78V66H77ZM77 67H76V68H77ZM103 67H104V63H103ZM170 67H171V66H170ZM193 67H194V66H193ZM214 67H215V69H213ZM218 67L220 68L221 66L219 65ZM253 67H254L255 70L253 69ZM84 68H85V67H83V68L80 67L81 70H82V69L84 70ZM112 68H113V67H112ZM173 68H172V70H173ZM175 68H174V69H175ZM185 68L190 69V68H192V67H190V68L185 67ZM196 68H197V67H195V69H196ZM202 68H203V66H202ZM114 69H116V68H114ZM158 69H159V68H158ZM176 69H177V68H176ZM206 69H205V71H206ZM83 70H82V71H83ZM192 70H193V69H192ZM198 70H199V69H198ZM198 70H197V71H198ZM201 70H202V69H201ZM201 70H200V71H201ZM213 70H214V71H213ZM236 70H237V69H236ZM239 70L242 71V72L244 71L243 68H242V69H239ZM239 70H238V71H239ZM5 71H6V70H5ZM78 71H79V70H78ZM78 71H77V72H78ZM113 71H114V70H113ZM113 71H112V72H113ZM119 71H120V70H119ZM139 71H140V70H139ZM190 71H191V70H190ZM195 71H196V70H195ZM211 71H213V72H211ZM219 71H220V70H219ZM233 71H234V69L231 70L232 73H234V72H235V73H236V72H237V73H240V72H238V71H234V72H233ZM250 71H251V70H250ZM75 72H76V71H75ZM84 72H85V70H84ZM84 72H83V73H84ZM185 72H186V71H185ZM209 72H208V73H209ZM229 72H230V70H229ZM229 72H228L227 77H228V76L231 77V74H230ZM114 73H115V71H114ZM117 73H118V72H117ZM140 73H141V72H140ZM204 73H205V72H204ZM248 73H249V71H248ZM2 74H3V73H2ZM69 74H70V73H69ZM110 74H112V73H110ZM177 74H178V73H177ZM211 74H210V75L208 74V77L206 78L207 81L205 82L204 96H207V97H208V99L210 100V102L214 105V108L216 109V112H215L214 114L212 113V115H208V114H211L210 112L208 113V111H211V110H210L209 106H208L209 110H207L208 108L205 107V106L203 105V106L206 108L204 111L202 110V111H203V114L200 112V113L197 115L198 117H197V116H194V117H195V118H198V119H197L198 121L196 120V121L198 122V124H197V123H196V124H197L198 126H200V128L203 127V124H204V121H205V120H204V121L202 120L203 117H204L205 115H207L208 117H210V121H208V122H211V124H214V125H215V126H214L215 129L210 128L211 130H209L208 127H210L211 125H209V126L207 127V125H208V124H207V121H205L206 124H204V125H206L207 128H205V127H203V128L206 129V132H208V130H209L210 132H212V131L214 132V130H215V131H218V132H222V134H223V138H225V137H228V136L230 135V132L232 131V129H235V128L233 127V125H234V124H235V125L239 124V123L236 122V121H237L236 119L233 120V119L230 117L232 114L229 115V116L227 117V114H228V113H227L226 111H230V110L232 111V110H233L238 104L234 107V105H233V104H235L234 101H233L232 99L229 98V99L232 100V102H233V103H232L233 107H232V105H228V106L230 107V110H225V109L228 108V107L226 106L225 103H229V104H230L231 102H225V101H224L225 103H223V100L220 98V97H222L221 95L223 94V91H221V89H220L221 95H220L219 93L216 92L217 89L214 88V86H213L214 83H212ZM214 74H215V72H214ZM243 74H244V72H243ZM82 75H83V74H82ZM117 75H118V74H117ZM204 75H207V74H204ZM246 75H247V73H246L244 76H243V75L240 76V74L238 75V76H239V79L241 80V82H240V80L238 79V76H237V78L235 79V80H237L238 82H240L239 87H241V83H242V81H243V84H244V82H245V84H247L246 82H249V79H251V78H249V76H248L249 79H247V76H246ZM251 75H252V77H253L252 72H251ZM175 76H176V75H175ZM217 76L220 77V75H216V77H217ZM258 76H259V77H258ZM84 77H85V74H84ZM219 77H218V79H219ZM111 78H112V77H111ZM141 78H142V77H141ZM155 78H156V77H155ZM63 79H64V78H63ZM69 79H70V78H69ZM80 79H81V78H80ZM80 79H79V80H80ZM114 79H115V77H114ZM114 79H113V80H114ZM175 79H176V78H175ZM204 79H205V78H204ZM213 79H215V77H214ZM218 79H217V81L219 82L220 79H219V80H218ZM227 79H228V78H227ZM227 79H225V83H227ZM246 79H247L248 81H247ZM263 79H264V78H263ZM199 81H200V80H199ZM215 81H216V80H215ZM215 81H214V82H215ZM260 81H261V80H260ZM260 81H259V83H260ZM70 82H71V79H70ZM105 82H106V81H105ZM105 82L101 81V84L103 85V83H105ZM110 82H112V79H111ZM173 82H174V81H173ZM182 82H183V81H182ZM223 82H224V81H223ZM107 83H108V82H107ZM113 83H114V82H113ZM131 83H132V82H131ZM256 83H258V82H256ZM228 84H231V83L228 82L227 85H228ZM243 84H242V85H243ZM261 84H262V81H261ZM94 85H95V84H94ZM155 85H156V84H155ZM166 85H167V84H162V86H163L164 88L166 87ZM203 85H204V84H203ZM216 85H217V82H216ZM252 85H253V86H252L251 90H252L253 88L257 87V86H255V85L253 84V82H252ZM262 85H263V84H262ZM262 85H261V86H262ZM232 86H234V85H232ZM236 86H237V87H236ZM236 86H234V87H236V89H237V88H238V85H236ZM254 86H255V87H254ZM75 87H76V86H75ZM78 87H79V86H78ZM105 87H106V86H105ZM105 87H104V88H105ZM107 87H108V85H107ZM107 87H106V88H107ZM183 87H184V85H183ZM220 87H221V86H220ZM228 87H229V86H228ZM250 87H251V84H250ZM97 88H98V87H97ZM129 88H130V87H129ZM61 89H62V88H61ZM88 89L90 90V88H88ZM111 89H112V87H111ZM131 89H132V88H131ZM234 89H235V88H234ZM234 89H233V90H234ZM236 89H235L234 91H237ZM242 89H243V88H242ZM67 90H68V89H67ZM83 90H84V89H83ZM96 90H97V89H96ZM99 90H100V89H98L97 91H99ZM107 90H110V89L107 88ZM107 90H106V91H107ZM178 90H179V89H178ZM239 90H240V89H239ZM24 91H25V90H24ZM104 91H105V89H104ZM224 91H225V90H224ZM231 91H232V90H231ZM255 91H256V90H255ZM255 91H254V92H255ZM259 91H260V90H259ZM259 91H258V92H259ZM22 92H23V91H22ZM91 92H92V91H91ZM237 92H238V91H237ZM237 92H235V95H236ZM14 93H15V92H14ZM25 93L27 94L28 92L26 91ZM94 93H95V92H94ZM107 93H108V92H107ZM7 94H8V93H7ZM28 94H29V93H28ZM28 94H27V95H28ZM99 94H100V93H99ZM113 94H114V93H113ZM261 94H262V93H261ZM8 95L12 96V99L15 100V98H14V97H16L15 94H14V95H12V94H8ZM23 95H24V93H23ZM95 95H96V93H95ZM95 95H94V96H95ZM202 95H203V94H202ZM219 95H220V96H219ZM227 95H228V94H227ZM253 95H254V94H253ZM94 96H93V97H94ZM248 96H249V97H252V99L254 98L253 96L247 95V97H248ZM18 97L21 98V96H17V98H18ZM25 97L27 98V96H25ZM84 97H86V96H84ZM95 97H96V96H95ZM126 97H127V95H126ZM129 97H130V96H129ZM226 97H227V96H226ZM237 97H238V96H237ZM237 97H235V98H237ZM115 98H116V97H115ZM115 98L113 97V99H115ZM138 98H139V97H138ZM235 98H234V99H235ZM238 98H239V97H238ZM257 98H258V97H257ZM18 99H19V98H18ZM89 99H90V97H89ZM94 99H95V98H94ZM206 99H207V98H206ZM224 99H225V98H224ZM242 99H243V98H242ZM245 99H246V98H245ZM245 99L241 100L240 102L238 101V102L241 104L242 101L245 102L248 98H247L246 100H245ZM250 99H251V98H250ZM250 99H248V100H250ZM252 99L250 100V102L253 103V100H252ZM19 100H20V99H19ZM26 100H27V99H26ZM26 100H25V99H21L20 101H14V103H15L17 106H19V105L21 106V105H22V108H23L24 106L27 105V101H26ZM116 100H117V99H116ZM116 100H115V101H116ZM131 100H132V98H131ZM181 100H182V99H181ZM181 100H180V101H181ZM191 100H192V99H191ZM209 100H208V102H209ZM244 100H245V101H244ZM248 100L245 102L246 104H247V103H250V102H248ZM254 100H256V99H254ZM257 100H258V99H257ZM259 100H260V99H259ZM45 101H46V100H45ZM91 101H92V100L90 99V102H91ZM93 101H95V100H93ZM96 101H97V100H96ZM194 101H195V100H194ZM235 101H236V100H235ZM53 102H54V101H53ZM102 102H103V101H102ZM260 102H261V100H260ZM67 103H68V102H67ZM116 103H120V102H117V101H116ZM129 103H130V102H129ZM170 103H171V102H170ZM170 103H169V104H170ZM173 103H174V102H173ZM194 103H195V104H194ZM194 103H192V104L196 105L197 102L195 101ZM256 103H257V102L254 101L253 104H256ZM68 104H69V103H68ZM86 104H87V103H86ZM90 104H92V102H91ZM203 104H204V102H203ZM207 104H208V103H207ZM212 104H211V105H212ZM246 104H245V105H246ZM253 104H251V106H252ZM259 104H260V103H259ZM71 105L73 106V104H71ZM101 105H102V103H101ZM130 105H131V104H130ZM173 105H174V104H173ZM190 105H191V104H190ZM190 105H189V106H190ZM208 105H210V104H208ZM242 105H243V107L245 106L244 104H242ZM261 105H262V104H261ZM68 106H69V105H68ZM91 106H93V105H91ZM91 106H89V107H91ZM148 106H149V104H148ZM187 106H188V103H187ZM197 106H198V104L196 105V108H195L194 106H192V105L190 106V107H191V110H194L195 113H196V112L198 113V111H201V110H198V109H197ZM203 106H202V107H203ZM206 106H207V105H206ZM246 106H247V105H246ZM251 106H250V107H251ZM253 106H254V105H253ZM259 106H260V105H259ZM259 106H258V107H259ZM27 107H28V106H27ZM89 107H87V108H89ZM96 107H97V106H96ZM150 107H151V106H150ZM154 107H155V106H154ZM204 107H203V108H204ZM240 107H242V106H240ZM250 107H249V108H250ZM22 108H21V109H22ZM199 108H200V107H199ZM246 108H247V107H246ZM259 108L261 109V107H259ZM262 108L264 109L263 106H262ZM189 109H190V108H189ZM238 109H239V107H238ZM75 110H76V109H75ZM139 110H140V109H139ZM182 110H184V109H182ZM197 110H198V111H197ZM222 110H223V111H222ZM252 110H253V109H252ZM261 110H262V109H261ZM140 111H141V110H140ZM151 111H152V110H150L149 108H148V109H146V108L144 109V115H142V118H143L144 120H145V119L148 120L147 123H143V124L148 125V127L146 126L145 129L143 128V125H141V122H140L141 120H138V119H136L135 117H132V116H131V118H128V119H127V123H128V128H129V129H128V132H126V133H128L129 135L131 134L130 137L132 138L133 142L139 141V139H140L139 137H140V135H141L143 132L145 133V135L148 134V132H149L148 128H151V126L154 125L155 115H154V113H151ZM186 111H187V109H186ZM212 111H213V109H212ZM234 111H236V112H234ZM234 111H233L234 114H236V113L239 112L237 115L241 114L240 112H242V110L240 111V109H239V111H237V107L235 108ZM250 111H251V110H248V112H250ZM259 111H260V110H259ZM188 112H189V110H188ZM245 112H246V111H245ZM10 113H11V112H10ZM140 113H141V112H140ZM246 113H247V112H246ZM256 113H258V112H256ZM263 113H264V110H263ZM19 114H20V113H19ZM242 114H243V113H242ZM11 115H12V114H11ZM27 115H28V114H27ZM194 115H195V114H194ZM247 115H248V114H247ZM249 115H250V114H249ZM249 115H248V116H249ZM17 116H18V115H17ZM17 116H16V114H15V117H17ZM239 116H240V115H239ZM239 116H238V117H239ZM251 116H252V115H251ZM256 116H257V115H256ZM3 117H4V116H3ZM19 117H20V116H19ZM25 117H26V116H25ZM28 117H29V116H28ZM88 117H89V116H88ZM182 117H184V116H182ZM232 117H233V115H232ZM234 117H235V116H234ZM241 117H242V115H241ZM249 117H250V116H249ZM1 118H2V117H1ZM13 118H14V117H13ZM85 118H86V117H85ZM187 118H188V117H187ZM187 118L184 117V120H183V121H184V129H185V132H183V133H182V131L178 132L179 129L181 128L180 126H182V129H183V125H181V123H180V126H178V127H180V128H179L178 130H175L174 133H173V132L171 133V134H173V136H174V137H172V138H175V135L177 136V138H178V137L180 138L181 136H183L182 134H184V136H185L186 134H188V137L193 136L194 133H193V130H192V128H191L190 126H193V125H191V123H194V122H195V118H193V119H194V122H193V121L190 122V120H189V122H188V121H187V120H188ZM235 118H237V117H235ZM239 118H240V117H239ZM239 118H238V119H239ZM18 119H19V118H18ZM252 119H253V118H252ZM254 119H255V118H254ZM9 120H10V119H8V121H9ZM11 120H12V119H11ZM109 120H110V119H109ZM111 120H112V119H111ZM160 120H161V119H160ZM208 120H209V119H208ZM244 120H245V119H244ZM258 120H260V119H258ZM8 121H7V122H8ZM14 121H15V120H14ZM115 121H116V119H115ZM119 121H120V120H119ZM119 121H118V122H119ZM158 121H159V120H158ZM179 121H180V120H179ZM183 121H182V122H183ZM254 121H257V120H254ZM261 121H262V120H261ZM261 121H260V122H261ZM9 122H10V121H9ZM34 122H35V121H34ZM84 122H85V121H84ZM160 122H161V121H160ZM160 122H159V124H160ZM246 122H247V121H246ZM250 122H251V120H250ZM4 123H5V122H4ZM4 123H3V124H4ZM53 123H54V122H53ZM173 123H174V122H173ZM236 123H237V124H236ZM252 123H253V122H252ZM3 124L0 123V125H3ZM71 124H72V123H71ZM86 124H87V122H86ZM109 124H111V122H109ZM112 124H113V121H112ZM112 124H111V126L113 127ZM114 124H115V123H114ZM167 124H168V123H167ZM176 124H177V123H176ZM196 124H195L194 127H196ZM240 124H241V123H240ZM240 124H239V126H240ZM254 124H255V123H254ZM254 124H253V125H254ZM261 124H262V123H261ZM83 125H84V124H83ZM88 125H89V123H88ZM106 125H107V123H106ZM241 125H242V124H241ZM247 125H248V123H247ZM251 125H252V124H251ZM259 125H260V124H259ZM28 126H29V125H28ZM116 126H117V125H116ZM118 126H119V125H118ZM162 126H163V125H162ZM168 126H169V125H168ZM176 126H177V125H176ZM198 126H197V127H198ZM212 126H213V125H212ZM212 126H211V127H212ZM216 126H219L220 130H219V128H217ZM239 126H238V127H239ZM25 127H26V126H25ZM38 127H39V126H38ZM38 127H37V128H38ZM85 127H86V126H85ZM112 127H111V128H112ZM120 127H121V123H120ZM126 127H127V126H126ZM126 127H125V128H126ZM194 127H193V128H194ZM197 127H196L195 129H198ZM232 127H233V128H232ZM249 127H250V125H249ZM27 128H28V127H27ZM27 128H26V129H27ZM30 128H31V127H30ZM30 128H29V129H30ZM89 128H90V127H89ZM89 128H88V129H89ZM121 128H122V127H121ZM163 128H164V127H163ZM173 128H174V127H173ZM203 128H202V130L204 131ZM216 128H217L218 130H216ZM251 128L253 129L254 127L251 126L250 129H251ZM29 129H28V130H29ZM40 129H42V128H40ZM83 129H84V128H83ZM113 129H115V128H113ZM155 129H156V128H155ZM170 129H171V128H170ZM248 129H249V128H248ZM248 129H247V131H248ZM262 129H263V128H262ZM6 130H7V129H6ZM6 130H3V129H2V131H6ZM47 130L49 131L50 129H47ZM65 130H66V129H65ZM202 130H201V131H202ZM36 131H37V130H36ZM68 131H69V129H68ZM165 131H166V130H165ZM170 131H172V129H171ZM203 131H202V132H203ZM253 131H254V130H252V132H253ZM260 131H261V130H260ZM112 132H113V131H112ZM122 132H123V131H122ZM129 132H130V133H129ZM163 132H164V131H163ZM163 132H162V133H163ZM196 132H199V130L196 131ZM202 132H201V134H203ZM210 132H209V133H210ZM213 132H212V133H213ZM252 132H251V133H252ZM254 132H256V131H254ZM43 133H44V132H43ZM65 133H66V132H65ZM68 133H70V132H68ZM101 133H102V132H101ZM149 133H150V132H149ZM158 133H159V132H158ZM166 133H167V132H166ZM175 133H176V134H175ZM199 133H200V132H199ZM204 133H205V132H204ZM3 134H4V133H3ZM90 134H91V133H90ZM103 134H104V133H103ZM103 134H102V138L104 137ZM116 134H117V131H116ZM116 134H114V135H116ZM167 134H168V133H167ZM219 134H220V133H219ZM222 134H221V135H222ZM233 134H234V133H233ZM252 134H253V133H252ZM33 135H34V134H33ZM60 135H61V134H60ZM91 135H92V134H91ZM95 135H96V134H95ZM161 135H163V134H161ZM259 135H260V134H259ZM35 136H36V135H35ZM56 136H57V135H56ZM74 136H75V135H74ZM112 136H113V135H112ZM153 136H154V135H153ZM167 136H168V135H167ZM170 136H171V135H170ZM201 136L203 137V135H201ZM204 136H205V135H204ZM255 136H256V135H255ZM262 136H263V134L261 135V137H262ZM59 137H60V136H59ZM61 137H62V136H61ZM63 137H64V136H63ZM117 137H118V136H117ZM185 137H186V138H185L186 140H189V139H190V138L187 139V138H188L187 135H186ZM195 137H198V133H197V136L194 135V138H195ZM221 137H222V136H221ZM230 137H231V135H230ZM261 137H260V138H261ZM4 138H5V137H4ZM4 138H3V139H4ZM7 138H8V137H7ZM52 138H53V137H52ZM52 138H51V139H52ZM114 138H115V137H114ZM119 138H120V137H119ZM172 138L169 137L168 139H171L172 141H174V139H172ZM177 138H176V139H177ZM183 138H184V137H183ZM194 138L192 139V142H190L191 140H189L188 143H186L187 141H185V139H184L185 144H187L186 147L188 146V144L191 145L190 143L193 144V142H197L198 140L201 141V139H199V138H195V140H197V141H193ZM215 138H216V137H215ZM223 138H222V140L220 141V144H221V142L223 141ZM262 138H264V136H263ZM262 138H261V139H262ZM5 139H6V138H5ZM36 139H37V138H36ZM40 139H42V138H40ZM57 139H58V138H57ZM57 139H56V140H57ZM91 139H92V138H91ZM105 139H106V137H105ZM111 139H112V138H111ZM163 139H165V137H164ZM181 139H182V138H181ZM208 139H209V138H208ZM230 139H234V137H233V138L231 137ZM249 139H250V138H249ZM252 139H254V138H252ZM252 139H251V140H252ZM7 140H9V138H8ZM7 140H6V141H7ZM10 140H11V139H10ZM42 140H43V139H42ZM42 140H40V141H42ZM53 140H54V139H53ZM56 140H55V141H56ZM102 140L104 141V139H102ZM119 140H120V139H119ZM119 140H118V141H119ZM122 140H123V141H126V140H124V139H122ZM128 140H129V139H128ZM156 140H157V139H156ZM203 140H204V139H203ZM206 140H207V139H206ZM217 140H218V139H217ZM241 140H242V138H241ZM254 140H255V139H254ZM262 140H263V139H262ZM38 141H39V140H38ZM47 141H48V140H47ZM57 141H58V140H57ZM82 141H83V137H82ZM89 141H90V140H89ZM89 141H88V142H89ZM115 141H116V140H115ZM177 141H178V140H177ZM179 141H180V140H179ZM224 141H225V140H224ZM226 141H227V139H226ZM226 141H225V142H226ZM248 141H250V140H248ZM248 141H247V142H248ZM256 141H257V139L255 140V144H256V143L259 144L258 141H257V142H256ZM2 142H3V140H2ZM2 142H1V143H2ZM59 142H60V141H59ZM90 142H91V141H90ZM113 142H114V141H113ZM121 142H122V141H121ZM154 142H155V140H154ZM166 142H167V141H166ZM182 142H183V140H182ZM182 142H180V144H181ZM189 142H190V143H189ZM198 142H199V141H198ZM198 142H197V143H198ZM228 142H229V138H228ZM228 142H227V143H228ZM232 142L235 143L234 140H232ZM259 142H260V141H259ZM38 143H39V142H38ZM42 143H43V141H42ZM45 143H46V142H45ZM47 143H48V142H47ZM69 143H70V142H69ZM82 143L84 144V142H82ZM103 143H105V142H103ZM106 143H107V142H106ZM114 143H115V142H114ZM116 143H117V141H116ZM124 143H125V142H124ZM174 143H176V141H174ZM260 143H261V142H260ZM39 144H40V143H39ZM154 144H155V143H154ZM176 144H177V143H176ZM185 144H184V145H185ZM199 144H200V142H199ZM202 144H203V142H202ZM209 144H210V143H209ZM209 144L207 143V147L209 146ZM222 144L224 145L225 143L223 142ZM241 144H242V143H241ZM247 144L249 145V143H247ZM253 144H254V143H253ZM257 144L254 145V146H255V147H258ZM2 145L4 146V143H2ZM90 145H92V144H90ZM160 145H161V144H160ZM160 145H158V147H162V146H160ZM215 145H216V144H215ZM233 145H234V144H233ZM243 145H245V144H243ZM7 146H8V145H7ZM155 146H156V144H155ZM155 146H154V147H155ZM192 146H195V145H192ZM200 146H201V145H200ZM224 146L226 147V151H227V148H229V145L226 144V145H224ZM224 146H221V148H220V145H219V147H216V148H218V149H217V152H219V149H220V151L223 150V153H222V154L225 155V154H226V153H225L226 151L224 152V150H225V147H224ZM37 147H38V146H37ZM37 147H36V148H37ZM43 147H45V146L43 145L42 148H43ZM82 147H84V146H82ZM134 147H136V146H134ZM178 147H179V146H178ZM180 147H181V146H180ZM223 147H224V148H223ZM241 147H243V146H241ZM241 147H240L239 149H241ZM11 148H12V147H11ZM42 148H41V149H42ZM91 148H92V147H91ZM195 148H196V146H195ZM74 149H75V148H74ZM101 149H102V148H101ZM109 149H110V148H109ZM111 149H112V148H111ZM161 149H162V148H161ZM190 149L195 150V149H193V147H191ZM243 149H244V148H243ZM243 149H242V152H243ZM249 149H250V148L248 147V149H245V150H249ZM258 149H259V148H258ZM7 150H8V149H7ZM39 150H40V148H39ZM75 150L77 151V149H75ZM157 150H159V149L157 148ZM169 150H170V149H169ZM187 150H189V148H187ZM250 150L253 151L254 149H253V150L250 149ZM255 150H257V148H256ZM22 151H23V150H22ZM22 151H21V152H22ZM27 151H28V150H27ZM29 151H30V150H29ZM33 151H34V150H33ZM36 151H37V150H36ZM42 151H43V150H42ZM103 151H105V149H104ZM111 151H113V150H111ZM136 151H137V149H136ZM167 151H168V150H167ZM178 151H180V152L177 153V150L175 151L176 154H175L174 151H172V154L174 153V155H176V156L178 157V158H177V161H178V159H179V161L177 162V163H178L177 167L179 166L180 168L183 169V166H184V167L187 166V162L189 161L190 156L188 155L189 153L186 155V154H185L186 151H184V150H183L184 152H183L182 150H178ZM189 151H191V150H189ZM204 151H205V150H204ZM251 151H250V152H251ZM258 151L260 152V149H259ZM0 152H1V151H0ZM30 152H31V151H30ZM164 152H165V151H164ZM170 152H171V151H170ZM214 152H215V151H214ZM247 152L249 153V151H247ZM247 152H246V153H247ZM23 153H24V151H23ZM28 153H29V152H28ZM102 153H103V152H102ZM102 153H101V154H102ZM109 153L111 154V153H113V152H109ZM119 153H120V152H119ZM165 153H166V152H165ZM192 153H193V152H192ZM219 153H220V152H219ZM224 153H225V154H224ZM260 153H261V152H260ZM49 154H50V153H49ZM83 154H84V153H83ZM114 154H116V153H113V155H114ZM172 154H171V155H172ZM212 154H213V153H212ZM243 154H245V153L243 152ZM254 154H255V153H254ZM27 155H28V154H27ZM31 155H32V153L30 154V156H31ZM43 155H44V154H43ZM50 155H51V154H50ZM62 155H63V154H62ZM62 155H61V157H62ZM79 155H80V154H79ZM90 155H91V154H90ZM155 155H156V154H155ZM169 155H170V154H169ZM169 155H168V156H169ZM171 155H170V156H171ZM184 155H185V157H184ZM226 155H227V154H226ZM228 155H229V154H228ZM235 155H236V152H235ZM33 156H34V155H33ZM33 156H32V157H33ZM104 156H105V155H104ZM116 156H118V155H116ZM164 156H165V155H164ZM176 156H173V158H175ZM237 156H238V155H237ZM246 156H247V155H246ZM248 156H249V155H248ZM253 156H254V155H253ZM51 157H52V156H51ZM58 157H59V156H58ZM81 157H82V156H81ZM81 157H80V158H81ZM138 157H139V156H138ZM150 157H151V156H150ZM201 157H202V159L204 160V158H203L204 156L201 155ZM201 157H200V158H201ZM254 157L256 158V156H254ZM261 157H262V156H261ZM261 157H260V156H257V158H260V161H261ZM82 158H83V157H82ZM87 158H88V157H87ZM106 158H107V157H106ZM110 158H111V157H110ZM148 158H149V157H148ZM159 158H160V157H159ZM163 158H164V157H163ZM173 158L171 157L170 159L172 160ZM191 158H192V159H190V160H191V162H192L193 157H191ZM196 158H197V157H196ZM211 158H212V157H211ZM213 158H215V157H213ZM213 158H212V159H213ZM216 158H217V157H216ZM244 158H246V157H244ZM257 158H256V159H257ZM91 159H92V158H91ZM101 159H102V158H101ZM107 159H108V158H107ZM140 159H141V157H140ZM143 159H144V157H143ZM150 159H151V158H150ZM205 159H206V158H205ZM262 159H263V158H262ZM33 160H34V159H33ZM84 160H85V159H84ZM134 160H135V159H134ZM158 160H159V159H158ZM173 160H174V159H173ZM173 160H172V161H173ZM175 160H176V159H175ZM203 160H199V161H198V159H197V163L200 164V165H201V164H202V165H205L206 162H207V159H206V162L203 161ZM209 160H210V159H209ZM209 160H208V162L211 161V160H210V161H209ZM241 160H243V159H241ZM107 161H108V160H107ZM138 161H139V160H138ZM140 161H141V160H140ZM145 161H146V160H145ZM167 161H168V160H167ZM172 161H170V162H172ZM193 161H195V160H193ZM200 161L205 162V164H203V162L199 163ZM30 162H31V161H30ZM94 162H95V161H94ZM103 162H104V161H103ZM133 162H134V161H133ZM135 162H137V161H135ZM151 162L153 163V161H151ZM151 162H150V163H151ZM163 162H164V161H163ZM191 162H190V165H191ZM236 162H237V163H236ZM78 163H79V162H78ZM85 163H86V162H85ZM138 163H141V162H138ZM166 163H167V162H166ZM238 163H241V161H239V160L237 159V161H235V165H236V164L239 165ZM261 163H262V162H261ZM80 164H81V163H80ZM87 164H88V163H87ZM96 164H97V162L95 163V166H96ZM123 164H124V163H123ZM133 164H134V163H132V165H133ZM154 164H155V163H154ZM185 164H186V165H185ZM188 164H189V163H188ZM194 164H195V163H194ZM259 164H260V162H259ZM41 165H42V164H40V166H41ZM118 165H119V164H118ZM134 165H135L136 167L138 166V165H136V164H134ZM144 165H145V164H144ZM162 165H163V164H162ZM169 165H170V164H169ZM169 165H168V166H169ZM174 165H176V164L174 163ZM190 165H189V167H190ZM192 165H193V163H192ZM202 165H201V166H202ZM79 166H80V165H79ZM81 166H82V165H81ZM84 166H85V165H84ZM88 166H89V165H88ZM91 166H92V165H91ZM168 166H166L167 168L165 167V169H168ZM195 166H196V165H195ZM195 166L193 165V167H195ZM217 166H218V165H217ZM262 166H263V165H262ZM33 167H34V166H33ZM41 167H43V166H41ZM41 167H40V169H41ZM49 167H50V166H49ZM133 167H134V166H133ZM151 167H152V166H151ZM193 167H192V168H193ZM236 167H237V166H236ZM260 167H261V166H260ZM263 167H264V166H263ZM84 168H85V167H84ZM92 168H93V167H91V169H89V167H88L86 170H88V169H89V170H92ZM102 168H104V167H102ZM142 168H143V164H142L141 169H142ZM144 168H145V167H144ZM146 168H148V167H146ZM163 168H164V167H163ZM199 168H200V167H199ZM226 168H227V167H226ZM241 168H242V167H241ZM65 169H66V168H65ZM69 169H71V168H69ZM94 169H95V167H94ZM178 169H179V168H178ZM182 169H181V172H182V173H179V174H181V175L183 176V175H185V172H186V171H185L184 169H186V167H185L183 170H182ZM190 169H191V167L189 168V171H190ZM201 169H202V167H201ZM243 169H244V168H243ZM38 170H39V169H38ZM42 170H43V168H42ZM95 170H96V169H95ZM131 170H133V168H132ZM131 170H130V171H131ZM168 170H169V169H168ZM168 170H167V171H168ZM195 170H196V169H195ZM197 170H198V169H197ZM32 171H33V170H32ZM52 171H53V170H52ZM67 171H69V170H67ZM70 171H71V170H70ZM70 171H69V173H71ZM93 171H94V170H93ZM103 171H105V170H103ZM143 171H144V170H143ZM169 171H170V170H169ZM178 171H180V170H178ZM201 171H202V170H200V172H201ZM211 171H212V170H210V168H209V171H207V172L210 173ZM242 171H243V170H242ZM37 172L40 174V175H39V174L37 173L38 176H43V174L41 175V173H40L39 171H37ZM53 172H54V171H53ZM73 172H74V171H73ZM91 172H92V171H91ZM91 172H89V173H91ZM95 172H97V171H94V173H95ZM100 172H102V171H100ZM108 172H109V171H108ZM128 172H129V170H128ZM171 172H172V171H171ZM191 172H193V170H192ZM191 172H190V173H189V172H186V174L188 173V174H189L188 176H190V175L192 174ZM197 172H198V171H197ZM204 172H205V171H204ZM227 172H229V171H227ZM262 172H263V171H262ZM42 173H43V171H42ZM87 173H88V172H87ZM89 173H88V174H89ZM141 173H142V172H141ZM244 173H245V172H244ZM244 173H243V174H244ZM51 174H52V173H51ZM80 174H81V173H80ZM92 174H93V172H92ZM144 174H145V173H144ZM179 174H178V175H179ZM198 174H199V173H198ZM205 174H206V176H207V178H205V179H208V177H209L208 174H207V173H205ZM241 174H242V173H241ZM248 174H250V173H248ZM263 174H264V173H263ZM52 175H53V174H52ZM65 175H66V174H65ZM67 175L70 176L69 174H67ZM93 175L96 176L97 174H93ZM101 175H102V173H101ZM104 175H105V173H104ZM129 175H130V174H129ZM129 175H128V177H129ZM157 175H158V174H157ZM163 175H164V174H163ZM165 175L168 176V173L165 174ZM176 175H177V174H176ZM178 175H177V176H178ZM220 175H221V174H220ZM225 175H227V174H225ZM225 175H224V177H225ZM233 175H234V174H233ZM244 175H245V174H244ZM244 175H243V176H244ZM91 176H92V175H91ZM102 176H103V175H102ZM130 176H131V175H130ZM155 176H156V175H155ZM160 176H161V175H160ZM167 176H166V177H167ZM188 176L185 175V179H184V180H186V178H187ZM215 176H216V174H215ZM250 176H251V174H250ZM250 176H247V177L250 178ZM253 176H254V175H253ZM260 176H262V174H261ZM80 177H81V175H80ZM133 177H134V176H133ZM143 177H144V175H143ZM179 177H180L181 180H182V177H181L180 175H179ZM201 177H202V176H201ZM34 178H35V177H34ZM70 178H71V177H70ZM91 178H92V177H91ZM94 178H95V177H94ZM99 178H101V177H99ZM99 178H97V179H99ZM104 178H105V177H104ZM104 178H103V179H104ZM124 178H125V177H124ZM129 178H130V177H129ZM134 178H135V177H134ZM134 178H133V179H134ZM153 178H154V177H153ZM236 178H237V177H236ZM249 178H248V181L251 179V178H250V179H249ZM252 178H253V177H252ZM40 179H42V177H40V178L38 177L37 179L35 178V181H38V180L40 181ZM92 179H93V178H92ZM145 179H146V178H145ZM224 179H227V176H226V178H224ZM228 179H229V175H228ZM234 179H235V178H234ZM244 179H245V178H244ZM11 180H12V179H11ZM78 180H79V179H78ZM124 180H126V179H124ZM128 180H129V179H128ZM142 180H143V179H142ZM178 180H180V179H178V177H177V181H178ZM199 180H200V179H199ZM237 180H238L239 182H240V181H241V182L244 181V180H242V177H241V180H239V178H237ZM237 180H236V181H237ZM246 180H247V179H246ZM35 181H34V182H35ZM39 181L37 182V184H40ZM41 181H42V180H41ZM79 181L81 182V180H79ZM95 181H96V180H95ZM103 181H104V180H103ZM120 181H121V180H120ZM228 181H230V179H229ZM248 181H244L243 184H242V186H243L244 184H246L245 182H248ZM42 182H43V181H42ZM61 182H62V181H61ZM109 182H110V181H109ZM116 182H117V181H116ZM116 182L113 183V184L115 185V184L118 183V182H117V183H116ZM123 182H125V181H123ZM123 182H122V184H124ZM180 182H182V181H180ZM199 182H201V180H200ZM232 182L235 183V181H230L229 183H232ZM258 182H259V181H258ZM258 182H257V183H258ZM262 182H263V181H262ZM262 182H261V183H262ZM97 183H99V182H97ZM132 183H133V182H132ZM135 183H136V182H135ZM142 183H145V182L142 181ZM226 183H227V180H226ZM257 183H255V184H257ZM261 183L256 185V187H257L256 190H258V188H259V189H262L261 187H264V186H261V185H264L263 183H262V184H261ZM35 184H36V183H35ZM72 184H73V183H72ZM72 184H71V185H72ZM108 184H109V183H108ZM110 184L113 186L112 183H110ZM74 185H75V184H74ZM100 185L103 186V184H100ZM185 185H186V184H185ZM187 185H188V184H187ZM219 185H220V183H219ZM237 185H239V184L236 182L235 185H232V186L236 187ZM62 186H63V184H62ZM64 186H65V185H64ZM69 186H70V185H68V187H69ZM112 186H111V187H112ZM130 186H131V185H130ZM137 186H138V184H137ZM179 186H180V185H179ZM232 186H231V188H232ZM240 186H241V185H240ZM240 186H237V187H238L237 189H239ZM244 186H245V188L247 187L246 185H244ZM251 186H252V185H251ZM253 186H254V184H253ZM260 186H261V187H260ZM71 187H72V186H71ZM111 187H110V188H111ZM116 187H117V186H116ZM116 187H114V188H116ZM120 187H122V185H120ZM123 187L125 188L126 186H123ZM123 187H122V188H123ZM234 187L232 188V189H233L232 191H234V190L236 189V188H234ZM58 188H59V187H58ZM63 188H64V187H62V189H63ZM66 188H67V187H66ZM74 188H75V187H74ZM198 188H199V187H198ZM231 188H230V190H231ZM59 189H60V188H59ZM71 189H72V188H71ZM103 189H104V187H103ZM133 189H134V188H133ZM219 189H220V191L222 190V188H219ZM237 189H236V190H237ZM242 189H243V188H242ZM250 189H252V188L249 187V190H250ZM263 189H264V188H263ZM263 189H262V190H263ZM40 190H42V189H40ZM72 190H73V189H72ZM74 190H75V189H74ZM184 190H185V189H184ZM200 190H202V189H200ZM223 190H224V189H223ZM239 190H241V189H239ZM256 190H255V191H256ZM262 190H261V191H262ZM15 191H16V190H15ZM31 191H33V190H31ZM93 191H94V190H93ZM104 191H106V190H104ZM109 191H111V189H110ZM190 191H192V190H190ZM190 191H189V192H190ZM227 191H228V190H227ZM245 191H246V189H245ZM259 191H260V190H259ZM11 192H12V191H11ZM41 192H42V191H41ZM63 192H65V191H63ZM89 192H90V191H89ZM97 192H98V191H97ZM107 192H108V191H107ZM119 192H120V191H119ZM124 192L128 193L129 191L127 190V191H124ZM160 192H161V191H160ZM222 192H223V191H222ZM234 192H235V191H234ZM239 192H241V191H239ZM251 192H252V191H251ZM253 192H254V191H253ZM71 193H72V192H70V195H71ZM81 193H83V192H81ZM94 193H95V192H94ZM103 193L106 194V192H103ZM108 193H110V192H108ZM108 193H107V194H108ZM122 193H123V192H122ZM134 193H135V192H134ZM190 193H191V192H190ZM225 193H226V190H225L224 193H222L221 195H225ZM229 193H230V192H229ZM235 193H236V192H235ZM257 193H258V192H257ZM263 193H264V191H263ZM95 194H96V193H95ZM97 194H98V193H97ZM110 194H112V193H110ZM119 194H120V193H119ZM123 194H124V193H123ZM200 194H201V193H200ZM227 194H228V192H227ZM227 194H226V195H227ZM230 194H231V193H230ZM232 194H233V193H232ZM238 194H239V193H238ZM53 195H54V194H53ZM65 195H67V194L65 193ZM68 195H69V194H68ZM81 195H82V194H81ZM84 195H85V193L83 194V196H84ZM101 195H102V194H101ZM120 195H122V194H120ZM209 195H210V194H209ZM258 195H259V194H258ZM91 196H92V194H91ZM91 196H89V197H91ZM99 196H100V195H99ZM99 196H97V197H99ZM109 196H110V195H109ZM109 196H108V198H109ZM189 196H190V195H189ZM251 196H254V195H251ZM71 197H72V196H71ZM89 197H88V198H89ZM122 197H124V195H123ZM184 197H185V196H184ZM190 197H191V196H190ZM227 197H228V195H227ZM238 197H240V196L238 195ZM256 197H258V196H256ZM259 197H260V195H259ZM263 197H264V196H263ZM81 198H82V196H81ZM103 198H105V197H103ZM115 198H116V197H115ZM120 198H121V197H120ZM128 198H129V197H128ZM128 198H125V199L128 200ZM130 198H131V197H130ZM224 198H225V197H224ZM232 198H233V197H232ZM35 199H36V198H35ZM82 199H83V198H82ZM85 199H86V198H85ZM91 199H92V198H91ZM94 199H95V200H96V199L98 200V198H96V196H95ZM112 199H113V198H111V201H112ZM136 199H137V198H136ZM143 199H144L143 197H142V199L140 198V201L144 204V207H146L147 205L149 206L150 204L147 203V202H149V201H146L147 199H146V200L144 199V201H143ZM212 199H213V198H212ZM212 199H211V200H212ZM226 199H227V198H226ZM228 199H229V197H228ZM89 200H90V199H89ZM115 200H116V199H115ZM126 200H125V201H126ZM129 200H130V199H129ZM245 200H246V199H245ZM258 200H259V199H258ZM79 201H81V200H79ZM90 201H91V200H90ZM92 201H93V200H92ZM98 201H99V200H98ZM102 201H103V200H102ZM102 201H101V202H102ZM111 201H110V203H111ZM113 201H114V200H113ZM113 201H112V202H113ZM123 201H124V199H122V201L120 200L121 203H122ZM246 201H247V200H246ZM52 202H53V201H52ZM83 202H84V201H83ZM116 202H117V201H116ZM116 202H115V205H116ZM120 202H117V203H120ZM202 202H203V200H202ZM239 202H240V201H239ZM239 202H237V203H239ZM248 202H249V200H248ZM248 202H247V203H246V202H243V203H246V204L248 205V204H249ZM253 202H254V201H253ZM253 202H252V203H253ZM61 203H62V202H61ZM84 203H85V202H84ZM95 203H96V202H95ZM95 203H94V204H95ZM108 203H109V202H108ZM113 203H114V202H113ZM142 203H141V204H138V205L141 206ZM240 203H242V202H240ZM20 204H21V203H20ZM59 204H60V203H59ZM64 204H66V203H64ZM85 204H86V203H85ZM126 204H127V202H126ZM194 204H195V203H194ZM260 204H261V203H260ZM44 205H45V204H44ZM107 205H108V204H107ZM192 205H193V204H192ZM203 205H204V203H203ZM210 205H211V204H210ZM210 205H209V206H210ZM222 205H223V204H222ZM226 205H227V204H226ZM247 205H245V206H247ZM253 205L255 206V203H254ZM59 206H60V205H59ZM83 206H84V205H83ZM118 206H119V205H118ZM148 206H147V207H148ZM161 206H162V205H161ZM229 206H230V205H229ZM260 206H261V205H260ZM260 206H258V208H259ZM62 207H63V206H62ZM62 207H61V208H62ZM88 207H89V206H88ZM96 207H97V205H96ZM109 207H110V204H109ZM111 207H112V206H111ZM144 207L142 208V210H143V209H146V210L149 209V208L147 209V207H146V208H144ZM207 207H208V206H207ZM239 207H241V205H240ZM248 207H249V209H250L251 207H252L251 209H253V206H252L251 204H250V206L248 205ZM248 207H246V208H248ZM63 208H64V207H63ZM84 208H85V206H84ZM107 208H108V207H107ZM115 208H116V206H115ZM187 208H188V207H187ZM192 208H193V207H192ZM218 208H219V207H218ZM221 208H222V206H221ZM221 208H220V210H221ZM229 208H230V207H229ZM235 208H236V207H235ZM258 208H257V210L259 211ZM47 209H48V208H47ZM66 209H67V208H66ZM66 209H65V210H66ZM93 209H94V207H93ZM108 209H109V208H108ZM111 209H112V208H110L109 210H111ZM116 209L118 210V208H116ZM120 209H121V206H120ZM198 209H199V208H198ZM198 209H197V212L200 211L199 213L202 214L203 211L198 210ZM230 209H231V208H230ZM230 209H229V210H230ZM232 209H233V211H234V208H232ZM249 209H248V210H249ZM42 210H43V208H42ZM48 210L50 211V209H48ZM81 210H82V209H81ZM113 210H114V209H113ZM125 210H126V209H125ZM146 210H145V211H146ZM164 210H165V209H164ZM191 210H192V209H191ZM248 210H247V211H246V210H243L244 212H243L242 215H244V213H247ZM253 210H254V211H257L255 208H254ZM111 211H112V210H111ZM111 211H110L109 213H111ZM114 211H115V210H114ZM122 211H123V210H122ZM122 211H120V212L122 213ZM126 211H127V210H126ZM126 211H125V212H126ZM134 211H135V210H134ZM145 211H144V213H145ZM217 211H218V210H217ZM217 211H216V212H217ZM223 211H224V210H223ZM245 211H246V212H245ZM92 212H94V210H93ZM95 212H96V211H95ZM123 212H124V211H123ZM127 212H128V211H127ZM127 212H126V213H127ZM163 212H164V211H163ZM195 212H196V211H195ZM204 212H205V211H204ZM216 212H215V213H216ZM227 212H228V211H227ZM241 212H242V210H240V213H241ZM40 213H41V212H40ZM40 213H39V214H40ZM112 213H117V212H112ZM112 213H111V214H112ZM248 213H250V212H248ZM252 213H255L254 215H255V217H256V214H257V213H256V212H252V210H251V213H250V214H252ZM100 214H101V213H100ZM119 214H120V213H118V215H119ZM122 214H123V213H122ZM146 214H147V213H146ZM164 214H165V213H164ZM170 214H171V213H170ZM188 214H190V213H188ZM191 214H192V213H191ZM194 214H195V213H193L192 215L194 216ZM196 214H197V213H196ZM216 214H217V213H216ZM219 214H220V213H219ZM219 214H218V215H219ZM230 214H232V213H230ZM258 214H262V212H260V213L258 212ZM258 214H257V215H258ZM43 215H44V214H43ZM107 215H108V214H107ZM128 215H130V214H127L126 216H128ZM192 215H191V216H192ZM198 215H199V214H198ZM228 215H229V214H228ZM233 215H235V217H234V219H235L236 216H237V214L234 213ZM233 215H231V216L229 215V217H230V218H233ZM252 215H253V214H252ZM262 215H263V214H262ZM262 215H261V216H262ZM94 216H95V215H94ZM94 216H93V217H94ZM109 216H110V215H109ZM113 216L116 217L117 215L115 216V214H114V215L112 214V217H113ZM119 216H120V215H119ZM159 216H160V215H159ZM191 216H190V217H191ZM200 216H201V215H200ZM208 216H209V215H208ZM225 216H226V215H225ZM240 216H241V214L239 215V217H240ZM258 216H259V219H260V215H258ZM40 217H41V216H40ZM112 217H111V218L109 217V219H111V222H110V223H114V221H112V220H114V219H112ZM130 217H131V216H130ZM130 217H128V219H127V218L124 216V218H122V219L124 220V219L126 218V219H127L126 221H128V220L130 219ZM132 217H133V216H132ZM172 217H174V216L172 215ZM182 217H183V214H182ZM195 217H196V215H195L193 218H195ZM201 217H202V216H201ZM219 217H220V216H219ZM219 217H218V218H219ZM223 217H224V216H223ZM229 217H228V218H229ZM239 217H237L238 220L241 218V217H240V218H239ZM247 217H249V216H247ZM247 217H246V218H247ZM252 217H253V216H252ZM41 218H42V217H41ZM105 218H106V217H105ZM107 218H108V217H107ZM107 218H106V219H107ZM118 218H119V217H118ZM120 218H121V216H120ZM196 218H198V217H196ZM196 218H195V219H196ZM218 218H217V219H218ZM262 218H264V216H262ZM97 219H98V218H97ZM151 219H152V217H151ZM190 219H191V218H190ZM215 219H216V218H215ZM219 219H220V218H219ZM234 219H233V220L231 219V220H232V221H235ZM243 219L245 220V218H241L240 221H241V222L243 221V227H244V225H245L247 222H245L246 220L244 221ZM254 219H255V218H254ZM92 220H93V219H92ZM92 220H91V221H92ZM95 220H96V217H95ZM123 220H119V219H118V221H119V222L122 221V224L125 225V226H127V225L129 224L128 222H130V221H128V222L125 221V222H126V223H125ZM132 220H133V219H132ZM135 220H136V219L134 218V222H135ZM193 220H194V219H192V221H189V224H190V225H192V223H193L194 221H196L197 219L194 220V221H193ZM210 220H211V219H210ZM238 220H237V222H240V221H238ZM251 220H252V219H249V220H248L247 225H248L249 227L252 228V227H254V226L257 225V224H256L257 222H256V223H253V225H252V221H251ZM88 221H89V220H88ZM115 221H116V219H115ZM141 221H142V220H141ZM149 221H151L150 218H149ZM159 221H160V222H159V223H160L159 226H160V225H162L163 222H161V220H159ZM216 221H219V220H216ZM229 221H230V220L227 221V219H226L225 224H226V222H228L229 224L227 223L226 225H224V223H223L224 228H225V226H226L227 228H229L228 231H226L227 233L224 231V232L226 233L227 237H226V242H225V243H222V245L225 244V246H226V247H225V248H226L225 250L227 251V254H226V255L231 256V258H234V257H236V256H237V257L239 256L238 258H240V259L243 258V256H245V259H246V256H247L246 254H248V255H253L254 257H255V255H257V257H256L257 260H256V259H253L254 257H252V260H256V261H254V262H256L255 264H257L259 261H260V264H264V251H263V250H264V247L261 245V237H262V236H259V233H258V235H257V233H256V234H255L256 237H254L255 235H254V233H253L250 237H248V236L244 233L243 230L239 229V226H240V225L242 226L241 223H240V225L238 224V229H239V230L236 231L235 229H237V228H234V227H237V225H236V223H235L236 221L234 222L235 224H233V226H232V224H230L231 222H229ZM92 222H93V221H92ZM131 222H132V221H131ZM131 222H130V223H131ZM134 222H133V223H134ZM146 222H147V221H146ZM165 222H166V221H165ZM165 222H164V223H165ZM184 222H185V221H184ZM184 222H183V223H184ZM190 222H191V223H190ZM210 222H211V221H210ZM260 222H262V220H260ZM260 222L258 221V223H260ZM263 222H264V220H263ZM89 223H91V222H89ZM116 223H117V222H115V225H118V224H116ZM164 223H163V225H164ZM167 223H168V222H166V224H167ZM216 223H217V222H216ZM232 223H233V222H232ZM244 223H245V224H244ZM249 223H250V224H249ZM57 224H58V223H57ZM71 224H72V223H71ZM136 224H137V223H136ZM136 224H135V225H136ZM138 224H139V223H138ZM138 224H137V226H139ZM141 224H142V223H141ZM156 224H157V222H156ZM166 224H165V225H166ZM178 224H179V223H178ZM184 224H185V223H184ZM186 224H187V223H186ZM189 224H188V225H189ZM195 224H196V223H195ZM199 224H200V223H199ZM214 224H215V223H214ZM214 224H213V225H214ZM254 224H256V225H254ZM260 224H261V223H260ZM18 225H19V224H18ZM91 225H94V224H91ZM129 225H130V224H129ZM129 225H128V226H129ZM131 225H132V224H131ZM133 225H134V224H133ZM188 225H186V227H187ZM190 225H189V227H190ZM247 225H245V226H247ZM261 225H262V224H261ZM57 226H58V225H57ZM57 226H56V227H57ZM96 226H97V225H96ZM167 226H168V225H167ZM179 226H180V225H179ZM199 226H200V225H199ZM221 226H222V225H221ZM221 226H220V227H221ZM248 226H247V227H248ZM258 226H259V224H258ZM91 227H92V226H91ZM129 227H130V226H129ZM135 227H136V226H135ZM135 227H134V228H135ZM141 227H143V226H141ZM141 227H140V228H141ZM149 227H150V226H149ZM186 227H184L185 230H187V229L190 230L189 227H188V228H186ZM195 227H196V225L194 226V228H195ZM222 227H223V226H222ZM260 227H261V226H260ZM67 228H68V227H67ZM94 228H96V227H94ZM113 228H114V227H113ZM143 228H144V227H143ZM164 228H165V226H164ZM166 228H168V227H166ZM166 228H165V229H166ZM182 228H183V227H182ZM231 228H232V230H230ZM257 228H259V227H257ZM55 229H56V228H55ZM55 229H54V230H55ZM90 229H91V228H90ZM96 229H97V228H96ZM96 229H95V231H96ZM130 229H131V227H130ZM138 229H139V228H138ZM141 229H142V228H141ZM177 229L179 230V228H177ZM205 229H206V228H204V230H205ZM68 230H70V229H68ZM109 230H110V229H109ZM136 230H137V229H136ZM168 230H169L168 232H169V235H170V236H172L173 233L176 234V231L173 232V231L171 230V232H170V229H169V228H168ZM174 230H175V229H174ZM191 230H193V229L191 228ZM191 230H190V231H191ZM229 230H230V231H229ZM259 230H260V229H259ZM114 231H115V230H114ZM130 231H131V230H130ZM145 231H146V230H145ZM145 231H144V229H143V230H138V231H136L135 238H136L140 243H142V244L145 246V248H147V250H149V249H153V250H155V248L157 249L158 246L155 247V246H156L155 244H157V243L154 242V239H153V240L151 239V238H152V237H151V236H152V235H151L152 232L149 233V232H145ZM240 231H241V232H240ZM254 231H255V229H254ZM93 232H94V231H93ZM168 232H167V233H168ZM172 232H173V233H172ZM206 232H207V231L205 230V233H206ZM255 232H256V231H255ZM21 233H22V232H21ZM68 233H70V232H68ZM91 233H92V232H91ZM125 233H126V232H125ZM125 233H123V230H122L121 235H122V234L125 235ZM170 233H171L172 235H171ZM188 233H189V232H188ZM188 233H187V234H180V235H182V236H183V235H186V237H187ZM261 233H262V232H261ZM261 233H260V235H261ZM31 234H33V233H31ZM155 234H156V233H155ZM222 234H223V233H222ZM24 235H25V234H24ZM101 235H102V234H101ZM101 235H100V238L103 237V238L105 239L106 236H104V233H103V236H101ZM119 235H120V233H119ZM123 235H122V236H123ZM150 235H151V236H150ZM169 235H168V236H169ZM190 235H191V234H190ZM190 235H188L189 238H190ZM201 235H202V233H201ZM224 235H225V234H224ZM248 235H249V233H248ZM95 236H96V235H95ZM170 236H169V237H170ZM175 236H176V235H173L172 238H174V240H175L174 243H175L176 246H173L174 244L172 245L173 242L170 243V245H168V244H169L168 241H167L168 244H166L167 242H166V243L164 242V243L168 246V247H165V248L168 250V251H167V250L165 251V252H167L165 258L168 259V260H169L171 257H173V256H175V257H173V258H176V259H177V258L179 257V255H178L179 252L176 253L175 251H178L179 248H180V251H183L182 247H183L184 249L187 250L186 247H188V246H182V245H188V243L185 244V242H184V244H183V238H182V241H181L180 238H179V239H178L177 237L175 238ZM197 236H198V235H197ZM202 236H204V233H203ZM202 236H201V237H202ZM208 236H209V235H208ZM178 237H179V236H178ZM183 237H184V236H183ZM191 237H192V236H191ZM205 237H207V236H205ZM205 237H203V238L205 239ZM222 237H223V236H222ZM79 238H80V237H79ZM94 238H95V237H94ZM103 238H102V239H103ZM156 238H157V237H156ZM223 238H224V237H223ZM25 239H26V238H25ZM25 239H24V240H25ZM104 239H103V240H104ZM177 239H178V240H177ZM185 239H186V238H185ZM218 239L220 240V238H218ZM247 239H249V240H247ZM100 240H101V239H100ZM157 240H158V239H157ZM157 240H156V241H157ZM196 240H197V239H196ZM196 240H195V241H196ZM211 240H213V239H211ZM25 241H26V240H25ZM163 241H164V240H163ZM187 241H189V240H187ZM195 241H194V244L196 243ZM198 241H199V238H198ZM249 241H250V242H249ZM58 242H59V241H58ZM112 242L115 243L116 240H115V241H112ZM157 242H158V241H157ZM202 242H203V241H202ZM218 242H220V241H218ZM221 242H223V241H221ZM110 243H111V241H110ZM190 244H191V243H190ZM197 244H198V242H197ZM197 244H196V245H197ZM200 244H201V242H200ZM202 244H203V243H202ZM204 244H205V242H204ZM163 245H164V244H163ZM205 245H206V244H205ZM161 246H162V245H161ZM172 246L175 247V248H177V249L174 250V248H173ZM189 246H190V245H189ZM197 246H198V245H197ZM197 246H196V247H197ZM212 246H213V245H212ZM39 247H40V246H39ZM69 247H70V246H69ZM78 247H80V246H78ZM100 247H101V246H100ZM163 247H164V246H163ZM169 247H172L173 249L169 250V249H170ZM194 247H195V246H194ZM7 248H8V247H7ZM72 248H73V247H72ZM86 248H87V247H86ZM86 248H84V249H86ZM159 248H160V247H159ZM159 248H158V250H159ZM165 248H164V249H165ZM192 248H193V247H192ZM206 248L209 249V247H206ZM213 248H214V247H213ZM220 248H222V250H223L224 247H220ZM79 249H80V248H79ZM82 249H83V248H82ZM107 249H108V248H107ZM160 249L162 250V248H160ZM200 249H203V248L201 247ZM214 249H216V250L218 249V243H217V248H214ZM214 249H211V247H210L209 250H211V251H208V250H207L208 252H207V251H206V252L203 251V253H205V254H203V255H204L203 257L199 254V255L201 256V257H198V258L201 259V260L199 259V260H200L199 262H197V259H198V258L196 257L197 253H199V252H196V251L194 252V251H193V253H190V252H187V251H188V250H187V251H185V253H186V254L189 253V254L186 255L187 257H189L190 254H191L192 259H193V258L196 259V261H194V259H193V261L196 262L195 264H214V263L212 262V260H211V257H213V252H212V250H213V251H216V250H214ZM261 249H262V250H261ZM71 250H72V249H71ZM75 250H77V249H75ZM172 250H174V255L172 254V252H173ZM194 250H195V249H194ZM205 250H206V249H205ZM220 250H221V249H220ZM79 251H82V250L80 249ZM90 251H91V250H90ZM200 252H201V251H200ZM209 252H212V253H211L212 255H210ZM73 253H74V252H73ZM76 253H77V252H76ZM78 253H81V252H78ZM78 253H77V255H78ZM82 253H83V252H82ZM160 253H161V252H160ZM180 253H181V252H180ZM183 253H184V252H183ZM194 253H195V254H194ZM38 254H39V253H38ZM60 254H61V253H60ZM62 254L65 255L66 253L63 252ZM175 254H176V255H175ZM181 254H182V253H181ZM193 254H194L195 257L193 256ZM214 254H215V253H214ZM216 254H217V253H216ZM216 254H215V255H216ZM217 255H218V254H217ZM226 255H225V257H226ZM34 256H35V255H34ZM74 256H75V254H74ZM181 256H182V255H181ZM183 256H184V255H183ZM219 257H220V255H219ZM247 257H248V256H247ZM0 258H1V257H0ZM185 258H186V257H185ZM189 258H190V257H189ZM213 258H214V257H213ZM213 258H212V259H213ZM222 258H223V257L221 256L220 259H222ZM231 258H230V259H231ZM176 259H175V260H176ZM179 259H180V258H179ZM192 259H189V260L191 261ZM215 259H216V258H215ZM217 259H218V258H217ZM217 259H216V260H217ZM243 259H244V258H243ZM172 260H174V259L171 258L170 261H172ZM216 260H213V261H215V262L217 263L218 261H216ZM223 260H224V259H223ZM227 260H228V259H227ZM236 260H237V258H236ZM247 260H248V258H247ZM247 260L245 261V263L247 262ZM39 261H40V260H39ZM170 261H169V262H170ZM187 261H188V260H187ZM190 261H189V262H190ZM219 261H220V260H219ZM257 261H258V262H257ZM174 262H175V261H174ZM201 262H204V263H201ZM220 262H222V260H221ZM220 262H219V263H220ZM229 262L231 263L230 260L228 261V264H229ZM234 262H235V264H237V261H234ZM234 262H232L231 264H233ZM242 262H243V261H242ZM248 262H249V261H248ZM254 262H253V263H254ZM46 263H47V262H46ZM249 263H250V262H249ZM249 263H247V264H249ZM35 264H36V263H35ZM165 264H166V263H165ZM169 264H170V263H169ZM186 264H187V263H186ZM188 264H192V262H190V263H188ZM217 264H218V263H217ZM223 264H224V263H223ZM243 264H244V263H243Z\"/></svg>", "mask_w": 264, "mask_h": 264}]
</instances>
